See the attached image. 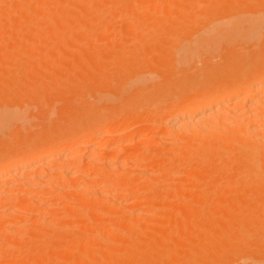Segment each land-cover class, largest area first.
Listing matches in <instances>:
<instances>
[{
    "label": "rangeland",
    "instance_id": "1",
    "mask_svg": "<svg viewBox=\"0 0 264 264\" xmlns=\"http://www.w3.org/2000/svg\"><path fill=\"white\" fill-rule=\"evenodd\" d=\"M70 1H72V0H70ZM101 1H103L102 3H104V5H106V6H104V5L102 6V3H100V5L98 6V2H101ZM104 1H106V0H96L95 6L94 5L90 6L89 4H93V2H91V3L88 4V7H87V4H85L86 7H83L84 3H83V5L80 3V5H82L81 9H80L79 5L76 6V8L79 7L80 10L84 9L83 12H81V13H80V10L78 12V8H77V10H76V8L75 9L73 8V7H75V4L73 3L74 6L71 7V8H73V11L72 10L69 11L71 9L70 7H69V9H67L68 13L71 12L70 15H69L65 11H66V8H68V6H72V4L68 5L67 3H64V0H63L62 4H66L65 5L66 8L64 6V10L62 11V13L65 12V15H67V16H65L64 13L62 14L63 16H65L64 17L65 19L62 18L65 23L63 22V20H58L59 22L61 21V23L58 22L59 23L58 24L57 22H55L52 25H54L56 23L57 24L55 26H52L51 24H47L46 22L44 23V21H43L44 24H42L41 23L42 19L40 21L38 20L39 23L42 24V26H43L42 27L39 24L37 26V24H36V28L39 27V28H41L40 30L43 31V32L39 31L41 33V36L39 35L40 34L39 32L37 34V31H36L37 29H35V31L33 30L35 28V26H34L35 24L34 23H36V22H32L34 25L33 24L31 25V22L28 23L29 24L28 25L29 26V30H27L28 29V28H26L27 26H25V28L23 27V29H26L27 31H30V32H27L26 30H23V29L21 30V32L22 31L24 32V34L22 33L23 36L25 37L23 41H25V43H27V41H28L29 47H31V48H29V52H28V50L26 52L25 49L26 48L28 49V47L26 45H24L23 41L21 40V38H22L21 37L19 41H22L21 43H22L23 47L24 48L26 47V48L25 49L22 48L23 49V52L21 51L22 53L19 50V52H20L19 55L20 56L18 55L17 58H14V59L17 60L18 64L14 65V66L11 65V63L16 61V60L13 59L14 61L11 60L13 62L9 63L8 64L9 66H7L6 64L0 65V67H1L0 68V74H3V77H4L3 78V77H1L2 75H0V82H1L0 83V86H1L0 87V108L1 107H5V109L7 108L10 113H13L15 111L17 113V115L20 116V118L18 117L19 118V122L16 121V123H18V124L15 123V126L11 127V129H8V127H6V126H5L6 127L5 128L4 126H1V124H0V158L4 159V158H7L9 156L12 158L13 157V153H17V151L20 152L19 150L22 151L24 148L25 149L29 148V147L31 148L32 146H36V148H40V146L44 147L45 144L42 146L43 140H45L47 138L50 140L49 141L50 143H52V142L53 143H56V142L58 143L59 140L62 142L63 139L67 140V141L69 140L68 141L69 143L70 142H74V141L77 142L79 140V139L77 140V138H80L77 135L78 134L77 131H79V133L80 132L81 133H84V132L87 133L88 132V133L92 134V136L93 135L95 136V134H96L94 142H93V144H95V145L90 146V148H94L96 151L94 149L93 150L89 149V146H87L88 144L84 140H82V141L80 140L79 142H80L81 146L84 147V149L82 148L81 151L74 152L69 157L70 158L69 161H68L69 163L68 162L67 163L66 162L65 163L64 162H59V160H55L57 157L56 158L54 157L55 159L52 158L53 162L51 161L52 160L51 158H48L43 163L37 164V166H36L37 168H35V165L32 168H34L33 171L35 170L36 172H40V171L44 172L45 168L48 169L49 166H50V169H52V168L56 169L54 167H58V169H59V166H60V170L61 169H65V168L69 169L68 166H70V169H72V171L74 170L75 172H77L78 170H81L82 168H83V170H86L88 174H89V171H90V174L87 175V179L93 178L92 176H94V175H95L94 178L97 177L96 181H95V179H94V181H87V182H89L87 187L92 186L91 189L89 188L92 192L88 191L89 193L91 192L90 194L92 195V196L90 195V197H89L90 200L89 199H84V197L88 194V192H87L86 195H85L84 192H82V194L84 193L83 196L85 195L83 198H82L81 195L78 196V194H81L80 191H83L82 189L80 190L82 185H79V188H76L78 191H76V189H75L76 186L74 184V185H72V187H70L71 190H69L68 187H65V189L67 188L69 190V192H68V190H66V193L64 195L66 196V194H69V195L71 194L73 196L72 199H71L72 196L71 197L69 196L70 198L66 197L67 200L68 199L72 200V202H71V200L69 201L71 203L70 206L67 205V204H69L68 201H67V204H66L64 198L61 196L62 193H60V194L58 193L59 190H58V192L56 191L61 196V197L59 196V198H62L60 200L58 198V196H57V198L61 201L59 203H57V202L54 203L52 201H51V203H49L50 202V200H49L50 198L47 200L48 202L47 201H45V203L43 202L44 204H42V200L43 199H40L39 202H41V205H40V203H38L35 200L36 203L39 204L40 206L36 205V203L34 204L33 202H30L31 204L32 203L34 204V205L32 204L34 207H33V210H31V207H30V210L32 212H29V214L27 212V215H29L28 217L31 218V222H33V223L28 222V224L29 223L33 224V225H31L32 227L35 226L33 229H34V231L36 230L35 232H37V236L42 233V232H40V234H38L39 233L38 232L39 231L38 230L39 229L38 228V223H40V222L43 223L42 221L39 222V220L40 219L42 220V218L44 217L42 215H45L47 212H48V214H50L51 210L55 209V208L52 209L53 207H59V209H60V210H58L59 212L53 214L55 212V210H54V211H52V213L50 215H45V216H48L45 219L52 220V221H50L49 225L53 221H57V220L60 219L61 220L60 222L62 223L61 226H63V225H65V226L62 227V231L58 230V231H60L59 233L58 232L54 233V231L57 230V229H55L57 226L53 229L54 224H56V223L59 224V222H56V223L53 222L54 224H51L53 227H51V226L50 227L54 231L51 230V228L46 227V229H50L51 231L50 230H48V231L46 230L47 232L45 234L44 228H45V226H47L46 224H48V222L44 220L45 226L42 229V231L44 230L43 233L45 235H47V233H49L47 237L50 238V239L48 240V238L46 237L49 242L45 241V242H47V244H43L44 242L43 243H41V242L43 240H45V239H43L44 237L42 239H40L41 236H39V238H38L36 236V233H35V234H33V236L34 237L36 236V237L32 238L33 236L31 234L30 238L32 240L36 239V240H34L36 243L38 242L39 239L41 240V241L39 240L40 241L39 244H41L40 245L41 247L38 246V245L35 246L36 243L35 244L32 243L33 245H31V246L29 244L30 248L28 250H29V252H31V253H29V252H27V250L26 251L23 250V248L27 249V247H28L27 244L29 243V242L27 243V240L30 241V238L28 237V239H22V240H25L26 244H23L22 243L23 241L20 240L23 245H19V246L20 247L24 246V247H22V250L25 251L26 255H25V257L19 258V259H18V257H15V256H14V258H6V257L3 258V256H1L2 253L3 254L5 253V255H6V254H8L7 252H11L10 249H13V248H14L13 250L19 249L20 247L17 246V243L13 244V245H16L13 248H11L12 244L3 246V247L0 248V264H56V263L57 264H108V263L109 264H118L120 262L119 258L122 256V254H125L126 252H130V254H133V253L134 254H137V253L138 254H143V253L145 254L146 253V251H147L146 249H148V247H145V246H143L141 244L139 245V243H137L134 246L135 248L133 246H129V245H132L131 243H129V242H131L130 238L135 237V235L133 236V234H137L136 238L138 239V237H139L138 240H141V242H145L144 240H142L141 236L142 237L146 236V238H149V237L152 238V240H151V238H149L150 239L149 242L151 243V241H152V243L153 242L154 243L150 244L151 246H150V248L148 249V252H147L148 254H151L150 252H152V250H153V248L155 246V243H156V241H153V240H155V238L159 237V235L162 234V231L166 230L165 232H167V230L171 229L170 227H173V229H174V230L172 229L173 232H175V230H176V235H174V236L175 237L178 236V238L181 240V243H182V241H184L189 236H192L193 234H197L198 230L202 231L205 228L209 227L208 226L209 222L207 223V221H211L213 218L215 219V216L212 218V215L208 216L209 214H207L206 216L207 217H211L212 219L208 218L209 220L204 221L203 219L205 217H204V215L202 213H201V217L199 215V217L201 219L199 217H197L196 215H198L200 213L197 214L196 211L197 212H201L203 210L202 209L203 207H200L201 211H198L199 208H198V206L195 205L194 207L197 210H195V212L193 210L192 212H193V214H196L195 215L196 217H194L192 215V212H190V214L192 215L191 217H194L195 219L199 218L200 222L199 221L198 222L200 224L198 225V222L194 219L197 224L193 225L194 227H192L190 225V223H189L190 222L189 218L191 220V217H189V218L186 217L185 218L186 215H185L184 212H181V213L184 214V216H183V214H181L179 210L175 209L177 207H179V208L183 207L184 204L187 202V198L190 195H193L195 197L194 194L197 193V192H198L199 196L200 195H204V193L206 192L204 187H201V189L204 188V191L202 192L203 194L201 193L202 190L200 191V193H201L200 194L199 191L198 190L196 191L195 189L198 188L199 185L202 186L201 184L203 182H204L203 184L205 185V184H207V183H205V181H207V182H209V181L207 180L208 179L206 177L207 175L205 177H203V178H206L205 181H204V179L203 180H199L195 176H192L195 179H193L191 176H190V178H189V176H187L189 174L193 175L196 172L197 173L199 172V171L194 169V168H197L198 163H197V166L194 164L195 167L192 165L194 167V168L192 167L193 169H190V168L186 169L187 173L185 171H184V173H181V171L178 170L179 168L175 170V168L179 167L178 166V164H179L178 162L180 161V158H175L174 159V160L177 159L176 160L177 161V165H176V162L172 158L171 159L168 158V156L166 155L168 153H166L165 151L169 152V150H168L169 148L168 149L164 148L165 146L163 144L162 145L164 147L162 145H158V144H161L159 142H158V144H155V142L157 140H160V139L163 138L162 140L165 141V140L169 139V136H172L171 132L166 131V130H164V132H163L161 130L162 129L161 126L166 125V123L168 121H170L172 118H174V115L172 117V114L170 112H167V110L165 111L163 109H165V107L170 106V104L171 105H173V104L174 105L182 104L183 102H185V100H187L188 98H191L190 94H192V96L195 95L196 94L195 92H197L196 91L197 89L198 90H200V89L201 90H205V89H208L206 86H208L210 88L211 85H215V86H216V84L219 85L218 82H220V80L222 81L221 82V84H222L223 83V79H227V77H226L227 74L230 75L232 78L236 77L235 74L239 75L241 73V72L239 73V71H240L239 69H241V67H239L237 65H231V67H230L229 66L230 62L229 61H228L229 65H227L228 63L226 64L228 59H230L231 57L233 59V56H234V54H232L233 51H238V53L235 52L236 54H235L234 57L236 59H239L238 57H236V56L239 55V57H241V56L245 57L246 56V58L248 60L250 58L252 59V57H250L248 55L251 54V56H252L251 52H253V50H254V52H255V50L258 51V53L261 52L259 55H256V54H258L257 52H255V53L253 52V59H252L253 61H249L251 63V65H250L249 62L247 63V59L246 58H245L246 62L244 63V64H246V66H244V64H241V63H243V60L240 63L239 60H236V59L231 60L230 59L231 61H233L234 64H235V62L240 63V65H242L244 68H246L245 70H248L254 64L256 66H257V64L258 65H260L261 63L264 64V56H263V54H264V29H261V30H263V32L262 31L260 32V33H262L261 35L258 32V36L257 37H259V38L255 37L256 39H254V42L250 41V42H253L254 45H253V43L251 44L249 42L251 45L249 43H244V44H246L244 46L243 42L242 41L240 42L241 39L238 41L239 43L237 42L238 45L235 44V42H234V44H232L231 41L229 42L230 45L227 42L226 43L223 42V44L221 42V43L218 44V47H219L218 49H213V48L217 47L216 44H215V47L213 45L210 46L212 48L210 49V51L208 50V53H205V49H203V47L205 48V46L203 45V47H201L202 49H200L201 52H202V50H204L203 54L198 52V55H196L197 57H194L192 59L189 56L188 58H186L185 60L181 61V63H180V60H182V59H180V57H181L180 56L179 57L180 60L179 61L177 60L178 59L177 57L179 56L178 52L181 51V48H184L188 44L191 45V43L193 42L192 40L193 39L196 40L199 37L198 34H200L199 32H200V30H202V28L204 29V27H205V29L207 30V27L210 26V25L212 27H214L217 24L219 25V24H221L223 22L225 23V21H223V20H225L226 18L228 19V17L233 14L232 13V12H234L233 10L241 9L240 7L243 8L244 6H246L248 4L249 1L245 3V1H246L245 0L244 3L243 2L241 4L239 3L240 6L237 4V0H230V2H229V0H227V1L224 0V2L226 1L225 3L221 0V2H223V4H226V3L229 4L230 3L229 4L230 6L229 5L227 6V4L223 5L220 2V0H216V1H219V3L216 2L215 0L214 1L213 0H208V2L206 0H203L204 2L202 0H200L199 2L197 0H194V1H197V2L191 1V4L189 3L190 2L189 0H188V3H187L186 0H185V3H184V0H173L172 2H169L170 0H161V1H163V3L161 1H159V0H150V1L149 0H144V1L140 0V2H139V0L138 1L137 0H135V1L134 0H123V2H122V0H120L121 2L119 3V1H118V3H116V4H115L116 0H113V4L111 3L112 2L111 0H110L111 2H109V3H108V1H106L107 2L106 4H105ZM212 1H213V3L214 2H216V3L213 4ZM233 1L235 2L234 3L235 5L233 4ZM241 1H243V0H241ZM179 2L182 4L183 8L181 6H179V4H178ZM251 2H252V4L255 2L254 5H251V4L249 5L248 4V6H250V7L253 6V8L249 9V11L250 12L252 10L254 11V18H255L256 13H259V14H257V16H259L261 13H264V6H263L264 0H253V1L250 0L249 3H251ZM77 3H79V2H77ZM168 3L172 4L171 7L168 6L169 5ZM186 3H187V5H186ZM193 3H195L197 5H195ZM210 3H212V5ZM217 3H218V5H217ZM62 4L59 5V6L63 9ZM242 4H244V6ZM256 4H259V6L256 5ZM19 5H23V4H19ZM19 5L17 7L21 8V7H19ZM107 5H109L110 7H111V5H113L112 7L116 6V8L115 9L113 8L111 10L113 12H111V11L109 12L106 9ZM148 5H150V6H148ZM203 5L204 6L208 5V6L206 8H202V7H204ZM209 5L213 6L212 10L215 9L214 12L213 11L211 12L210 8L208 9ZM233 5L236 6V7H234ZM140 6H141V8H140ZM195 6H198V7H195ZM215 6H218V8L215 7ZM222 6H223V8H222ZM60 7H59V9H60ZM101 7H102V9H101ZM146 7H148V8H146ZM219 7H220V9H219ZM228 7H229V9H228ZM18 8H15L14 10H17ZM23 8H21V9H23ZM21 9H19V10H21ZM86 9H88L87 10L88 13H86ZM99 9H101V10H99ZM103 9H106L107 12H105ZM140 9H142V10H140ZM182 9H183V11H182ZM207 9H208V11L209 10L210 11L206 12ZM109 10H110V8H109ZM138 10H139V12H138ZM99 11H100V14L103 11L102 14H104V15H100V17H99V15H98ZM161 11L164 12V13H162ZM179 11H180V14H179ZM197 11L199 13H197ZM74 12H77L79 14V17H78V15H75V17H74L75 19H72V16H74L73 15ZM104 12L106 14L108 13L109 16L107 15L108 18L107 17L103 18L104 19L103 20L102 16L103 17L105 16ZM184 12H186V15L184 14ZM191 12H192V15H191ZM203 12H204V14H203ZM15 13H17V12L15 11L14 14ZM77 13H75V14H77ZM188 13H190V14H188ZM222 13H223V15H222ZM80 14H84L85 15V16L81 15V16H84V17H81V19H83V18L87 19V20L86 19H83V20L80 19V21H82V23L80 22L81 24L78 23V22L76 23V21H77L76 19H78V21H79ZM87 14H89V16ZM91 14L93 16H91ZM145 14L148 15V16L149 15L152 16V18H151L152 19V23H151V20H150V22L145 21V20H147V16H145ZM216 14H217V16H216ZM111 15H112L113 18L111 17ZM170 15H172V16H170ZM180 15H182V16L180 17ZM211 15H212V17H211ZM70 16H71L72 20L69 19ZM213 16H215V18ZM66 17H68V18H66ZM109 17L112 18V19H110ZM206 17H208V18H206ZM89 18H91V19H89ZM159 18H160V20H159ZM184 18H186V19H184ZM105 19H107V20H105ZM164 19H166V20H164ZM202 19H204V20H202ZM214 19H216V20H214ZM220 19H221L222 22L220 21ZM74 20H75V22H74ZM84 20H86V22H84ZM211 20H213V21L211 22ZM71 21H73L76 25L73 24ZM180 21L181 22L182 21H184V22L186 21V22L184 24V22L181 23ZM189 21H191V22H189ZM207 21H210V22H207ZM216 21H218V23ZM219 21H220V23H219ZM157 22H159V23L157 24ZM213 22H215L217 24H213L212 25ZM66 23H68V24H66ZM201 23H204L205 25L201 24ZM209 23H210V25H209ZM77 24L78 25L80 24L81 26L79 25L80 27H78ZM183 24H184V27H183ZM197 24H199V26ZM30 25H31V27L34 26V28H32V30L30 29L31 28ZM48 25H49V28H48ZM63 25H65V26L67 25L68 27L69 26H71V27L74 26V27H72V28L70 27V29H69V28H67V26L65 27ZM145 25L147 26V28H146ZM148 25L149 26L151 25V26L149 27ZM167 25H168V28L165 27ZM200 25L203 26V27L201 28ZM44 26L45 27L47 26V27L44 29ZM192 26H193V28H192ZM142 27H144L146 29H144ZM173 27L175 28L174 31L172 30ZM65 28H67L66 29V33L64 31ZM101 28L102 29L104 28V29L102 30ZM150 28L152 29L151 33L157 32V33H154L155 36L153 34H150V32H149ZM155 28H157V29H155ZM160 28H162V29H170V30H165L166 33L164 31H163V33L162 32L160 33V32H158L159 31L158 29H160ZM177 28L178 29L180 28V30L178 31ZM130 29H132L133 31L130 30ZM85 30L88 31V32L86 33ZM92 30H93V32H92ZM156 30H158V31H156ZM167 31L170 34H168ZM171 31H173V32H171ZM34 32H36V35H33V34H35ZM62 32H64V33L62 34ZM67 32L68 33L70 32V33L66 37V35H64V34H67ZM184 32H187L188 34L184 33ZM196 32H198V33H196ZM25 33H26V35H25ZM89 33L91 35H89ZM164 33L166 35H163ZM27 34H28V36L30 38L27 37ZM105 34H107V35H105ZM61 35H63V37H65V38L63 39V37H60ZM33 36H34V39L32 38ZM153 36L155 37V39H153L154 38ZM1 38H0V55H2L3 52L5 53V51H6L5 49L10 50L14 45L15 46L17 45V47H19V48L22 47L21 44L19 45V43H18L19 41L16 43L17 39L15 41V37H14V39L5 37V38H2V40H1ZM6 38H7V41L5 40ZM41 38L42 39L44 38V39L42 40ZM60 38L63 39V41ZM174 38L176 40H174ZM38 39H39V45L40 46L38 45V48H35L36 46L34 44L35 43L38 44L37 43ZM146 39H147V41H146ZM151 40H152V42H151ZM189 40H190L191 43H189ZM242 40H243V38H242ZM156 41H158V42L156 43ZM159 41H161V42H159ZM186 41H187L188 44L186 43ZM32 42H34V44ZM148 42L150 44L152 43V45L148 46L149 45ZM182 42H183V45L181 44ZM128 43H130V44H128ZM158 43H160V45ZM162 43H164V44H162ZM30 44L34 45L35 52H34V50L30 51L33 48L32 47L33 45L31 46ZM82 44H84V45H82ZM146 44H148V45L146 46ZM161 44H162L163 47L161 46ZM178 45L179 46L182 45L183 47H180V49H178L179 48ZM226 45H227V47H226ZM242 45L244 47H242ZM256 45H258V46H256ZM85 46H86V49H85ZM109 46H110L111 49L109 48ZM143 46H146V47L150 48V49L148 48V50H146L148 52L145 53V51H144L145 47L143 48ZM251 46H253V47H251ZM133 47H135V49ZM210 47L208 46V48H210ZM236 47H238V48H236ZM227 48L229 50H227ZM232 48H234L235 50H233ZM260 48L261 49L263 48V49L260 50ZM73 49H74V51H73ZM168 49H170L171 52ZM69 50H71L72 52L69 51ZM226 50L228 52H226ZM151 51L152 52L154 51L155 53L153 52L154 54H152ZM131 52L132 53L134 52V53L132 54ZM209 52H211V53H209ZM242 52L244 54H242ZM248 52L250 54H247ZM149 53H151V54H149ZM160 53H163V54H160ZM196 53L197 52H195V54ZM170 54H171V56H170ZM254 54L257 57H254L255 56ZM146 55H147V57H146ZM161 55L164 56V58H165L164 60L162 59L163 57ZM230 55H231V57H230ZM260 55H262V56L260 57ZM4 56L5 55L0 56V57H4ZM159 56H161V57H159ZM36 58H38V60ZM128 58H130V59H128ZM141 58H142V60H141ZM5 59H6V56H5ZM8 59H7V61H8ZM22 59H24V60H22ZM102 59H104L103 61L105 63H103L101 61ZM147 59H149V60H147ZM254 59L256 60V62H255ZM144 60H146V61L144 62ZM170 60L171 61L173 60V61L170 62ZM188 60H190L191 62L188 61ZM0 61H1V58H0ZM2 61L0 62L1 64H2ZM5 61H3V63H5ZM152 61H154V62H152ZM25 62L27 64H25ZM173 62H174V64H173ZM14 63H16V62H14ZM127 64H128V66H127ZM163 64H164V66H163ZM248 64L250 66H248ZM116 65H117V67H116ZM129 65H130V67H129ZM131 65H133V66H131ZM255 65H254V67H255ZM2 66H4V67L2 68ZM5 66L10 67L12 69L11 72L9 70H6V71L3 72L2 70H4V68H7ZM223 66L226 67V68L229 66L230 68H228L229 70L226 69V68L224 69V68H222ZM12 67H14V69ZM102 67H104V68H102ZM115 67H116V69H115ZM148 67H149V69H148ZM126 68L128 69V71L126 70ZM161 69L163 71H161ZM223 69L226 70L225 73H224V71H222ZM14 70H15V72H14ZM44 70H45V73H44ZM8 71H9V73L7 74ZM137 72H138V74H137ZM144 72H146V73L144 74ZM150 72H151V74L153 75V78H154L153 82H151L152 84H150V82H144L146 84L149 83L147 85L146 84L142 85L143 83H141V84L136 83L138 85L137 86L138 88L136 89L135 83L132 82L133 76L135 77L136 75H138V76L141 75L144 78L146 77L145 79H147L148 76H144V75H146V74L147 75L148 74L151 75ZM152 72H154V73H152ZM232 72H233V74H232ZM10 74L12 76H15V77H12ZM6 76L8 77V79L10 77H12L13 79L15 78V79H14V81H13L12 78H10V80H8ZM230 76H228L229 79H231ZM130 77H132V78L130 79ZM162 77H163V79H162ZM1 78L5 82H3V80L1 81ZM5 78H6V80H5ZM70 80H72V81H70ZM11 81H13V82H11ZM38 81H41V82L39 83ZM44 81H45V83H44ZM195 81H196V83H195ZM226 81L224 80V82H226ZM228 81H230V80H228ZM78 82H80V83H78ZM210 82H211V85H210ZM197 83H198V85H196ZM43 84H45V85H43ZM59 84H60V86H59ZM139 85H141L142 87H140ZM191 86H193V88H191ZM195 86H196V88H195ZM53 87H54V90H53ZM162 90H164V91H162ZM13 91L15 93H17V94L13 93ZM242 91H243L242 92L243 100H244V98H246L247 96H249V95H251L253 93V91H246L244 88H243ZM36 92H38L37 93L38 95L36 94ZM163 92H166V93H163ZM161 93H163V94H161ZM18 95L20 96L19 98H18ZM260 96H264V95L261 94ZM37 98H38V100H37ZM15 99H17V100L15 102H13ZM26 100H27V102H26ZM108 100H109V102H108ZM36 101H38V102H36ZM35 102L37 104H39L40 106H41V102L43 104L45 102V104H44L43 107L41 106L42 109H40L41 107L39 105H36ZM85 105H87V106H85ZM161 105L162 106L164 105V107L161 108L162 107ZM84 108H86V111H85ZM93 111H94V113H93ZM247 112L248 113L250 112L249 108H245V114ZM170 114H171V117H170ZM123 117L125 118V121H126V122H124L125 125H123L124 123L120 121V120H123ZM148 120H150L152 123L148 124ZM108 121L112 123V125L109 128V130H106L105 132H98L97 130L100 128V126L103 125L105 122H108ZM118 121H120V122H118ZM118 123H120V124H118ZM121 123H123L122 124L123 127L121 126ZM156 124H158V126L160 124L161 125L158 128V126ZM113 125L115 127H112ZM69 126H70V129H69ZM156 126H157V128H156ZM2 127H4V128H2ZM17 127H18V129H17ZM154 129H158V130L160 129V130L159 131L157 130V132H158L157 133L156 130H154ZM83 130H85V131H83ZM121 130H122V132H121ZM139 130H144V131L142 133L138 134V136L134 140L133 139L125 140L123 142L120 141V140H122V137H123L125 131H126V133H128V132L132 133V132H136V131H139ZM37 132H38V134H37ZM75 132H76V136H75ZM165 132H167L168 135ZM71 133H73V134H71ZM116 133H118V135ZM120 133H122V134H120ZM169 133H170V135H169ZM114 135H116L117 137L119 135H122V136L121 137L119 136V138L116 137L118 140L117 139L114 140L115 139ZM32 136H34V137H32ZM66 136H68V137L70 136L69 139H67ZM80 136H81V134H80ZM165 138H168V139H165ZM38 142H40L42 144H39ZM145 142H147V143H145ZM37 144H39V146H37ZM122 144H126L125 146H127V147H122ZM3 145H6V146H4L5 148L3 147ZM15 145H16V147H15ZM136 145H138V146H136ZM161 146L163 147L162 150H160L161 148H158V147H161ZM14 147L16 149L12 150V148H14ZM163 149H166V150L164 151ZM121 150L123 151V153H128L129 151L130 152L131 151L134 152V151H139V150H140L139 153H141V150H143L142 152L145 151V152L149 153V154L147 153V155H144V156H148V155H150V153H152L153 155L155 154V155L158 156V153H156L155 151L159 150V154H160V151L162 153L165 152L166 154H164V155H166L169 160L165 163L167 158L166 159L164 158V160H165L164 161L163 157H161L162 158L161 162L163 164V161H164V164L163 165L162 164L158 165L159 167L157 165H155V164H158L157 162L159 161V159L156 156H155V159H154V156H153V159H152L151 155H150V157L148 156L149 158L147 157L149 160L148 159H147L148 161L145 160L146 162H141L142 160L138 161L137 158H135V159L134 158H128L126 160V158L124 156H120L121 160L119 159V161L117 162V161H115L113 159V156L116 155L118 152L120 153ZM153 152H155V153H153ZM134 153H136V152H134ZM10 157H9V159H10ZM97 157H101V158L107 159L108 161L113 160L114 162L113 161L112 162L115 163V164L112 163L113 164L112 167L109 166L108 164L106 166L103 164L102 168H101L100 164L93 165L94 167H99V168L102 169L101 170L102 173L97 172L96 171L97 168H94L93 166L86 165V163H87V161L89 159L97 158ZM177 157H180V156H177ZM87 158H88V160H87ZM123 158H125V159H123ZM3 159L0 162H3ZM9 159H7L5 161H9ZM150 159L155 160V161H151ZM54 160H55V162H54ZM10 161L8 162L9 165L11 164ZM81 161H82V163H81ZM51 162L53 163L52 165H50ZM8 164H6L5 167H7V168L11 167ZM171 164H173V165L171 166ZM115 165H117V166L115 167ZM3 166H4V164H3ZM155 167H156V169H155ZM32 168L30 169V171L26 170V171L22 172L23 174L22 173L20 174L18 180L16 181V185H17L18 181L22 180L23 178L24 179L28 178L30 176V174L33 173ZM121 168H124L125 170H122ZM127 168H128V170H127ZM135 169L136 170L139 169L141 171L143 170V172L136 173V172H134ZM201 169H199V170H201ZM145 170L149 171V173H146L147 176H148V174L149 175H152V174L156 175L157 174V176L159 177L158 178L159 180L157 179L158 181H156L154 179H151L152 177H150V176L149 177H147V176L145 177V172H146ZM98 171H100V170H98ZM224 171L225 172L222 171L223 175H221V176H224V173H230L231 174L230 171H232V170H229V172H228V170L225 169ZM45 172H46V170H45ZM232 172L234 174H237V173H235L236 171H232ZM107 173L108 174H112L111 177ZM128 173H129V175L131 174V176L133 175L132 178L134 179V182L130 183L132 186L130 184L128 186L130 189L134 188L133 191H132L133 192L132 195H130L128 191H127L128 195L126 193H124L123 191L125 190V188H124V190L123 189L121 190L118 187L120 184H123L121 182H125L127 180V179L125 180V178H128L127 177ZM200 173H202V172H200ZM212 173H214V170L210 174L212 175ZM210 174L208 176H210ZM230 174L229 175L225 174V175H227V179L228 180H230L229 178L232 179L231 182L232 181L233 182L237 181L236 179L240 178V177L237 178L236 175L232 174V175H234V177H233ZM52 175H53L52 177L54 178V173ZM105 175H107L108 177L107 176L105 177ZM142 175H144V176H142ZM98 176L101 177V178H99ZM185 177L186 178L188 177L187 179H190V180L186 182L187 179ZM199 177H201V176H199ZM215 177H216V175H215ZM242 177H244V176H242ZM49 178H51V176ZM148 178L152 180V181L149 182L150 184H148V181H149ZM164 178H166L165 181H164ZM191 178L193 179V181H192ZM222 178H224V177H222ZM219 179L222 181L220 176H219L218 180ZM256 179H257V177L255 178V182H257V186H258L259 185L258 183H259L260 179H257V180ZM129 180H130V176L128 178V181ZM183 180L187 183V185L186 186L184 185L183 187H186V188L182 189L181 186H182ZM228 180H226V177H225L223 181H224V183H226ZM244 180L245 179H243V184L240 183L241 185H239V184H238L239 186L236 185L237 187H241L243 185V189L235 187L236 183L233 184V182H232L231 185L229 184L230 185L229 188L226 187V190L228 189L229 193H231L230 190H232V191L234 190V192L231 193V197H232L231 198L232 199L231 200V204H233V202L235 201L233 199H235L234 197H236V196H232V194L237 193L238 191H239V193L237 194L238 196L241 193H243V192H245V194H248L249 198H251V196H253L252 199L254 200L253 201L254 203L253 202H252V204H250L251 202L248 203L251 206H249L247 204H243V205H241V207L243 209L245 208L244 210L248 209L247 208L248 206L251 207V208L254 207V216H255L254 217V240L256 239L257 241H254V243H252L253 245L250 244L248 247L246 245H243V246L241 245L242 248L244 247L242 250L244 251V254H246V255L243 254V256L242 255L240 257L238 256L239 258L235 257L233 260L229 259V261L228 260H223V261L219 260V261H217L218 263H215V260H214V264H248V263L251 264L252 262L254 264H262L264 262V192H263L264 189L262 188V187H264V185L263 186L259 185L260 188L257 189V186H255V182H254V186L256 187V191L257 192L255 191V187H254V190L252 189V191L251 190L247 191L248 189L246 190V187L249 188V186L246 184V182L244 183ZM24 181L19 182V183H23ZM153 181H154V183L151 184V182H153ZM162 181H164V182H162ZM221 181H219V184H221ZM81 182L79 184H82ZM87 182L85 181L83 184H86ZM185 182H183V184ZM212 182L210 181L209 183H211V185H212L211 188L213 190V188H214L213 185L216 186L217 185L216 184L217 181H215V179H214V183L215 184H212ZM228 182H230V181H228ZM228 182L226 183L227 185H228ZM240 182H242V181L240 180ZM14 183H12V185L10 184V187L12 186L13 189L16 187L15 185H14L15 187L13 186ZM224 183H223V185H225ZM237 183H239V182H237ZM154 184H156V185L154 186ZM244 184L247 185L245 188H244V186H245ZM135 185H136V187H135ZM146 185H148V187ZM150 185H153L154 187H150ZM197 185H198V187H197ZM208 185H206L207 186L206 190L209 188L210 191L208 190V192H206V194H207L206 196L207 197H205V198H209V194H210L209 192H211V188ZM223 185H222V187H224ZM18 186H19V184H18ZM18 186H17L16 189L20 190V189H18ZM73 186H75V187H73ZM231 186H233L234 189H231V188H233ZM46 187L47 186H45L44 188H46ZM179 187H181L183 192L185 191V194H183V195L180 194V188ZM47 188H48V190H52V193L55 194V192L53 191L54 186L53 187L51 186V188H53V189H50L49 187H47ZM187 188H188V190H186ZM215 188H214V190L216 191ZM218 188H220V191L224 190L223 188L219 187V185H218L217 189ZM236 188L238 189V191H237ZM42 189H43V187H42ZM58 189H60V188H58ZM63 189H61V190L65 191ZM130 189H129V191H130ZM198 189H200V188H198ZM241 189H242L243 192L241 191ZM260 189H263L262 191H260L261 196L259 194V190ZM46 190L47 189H45V191ZM245 190L247 192H249L250 194L251 193L252 194L249 195V193H247ZM143 191H144V194H143ZM192 191H194V192L192 193ZM218 191H216L215 193H217ZM235 191H237V192H235ZM98 193L103 194V196H101V194L99 195ZM161 193H162V195H161ZM173 194H175V196ZM152 195H153L152 198H154V197H158V198H155V200H153L152 198H151V200L148 199L151 202V204H150V202L147 201L148 204L149 205L153 204V206H151V207L148 205L150 207V211L148 212V211L145 210L146 208L148 209V206L147 207L145 206L146 203H147L145 199H147L148 197H151ZM198 195H197V197H198ZM211 195L212 194H210V196ZM80 196H81L82 199H80ZM180 196H181V198H180ZM204 196H201V197L203 198ZM91 197L92 198L94 197V198L91 199ZM172 197H175V198H172ZM181 199H182V202H181ZM258 199L261 201V203H260V201ZM2 200L3 199H1V197H0V201H2ZM52 200L55 201V199H52ZM62 200H64L65 203ZM183 200L185 201V203H183L184 202ZM195 200L196 199L194 198V201ZM205 200H208V199H205ZM91 201H92V203H91ZM143 201H145V202H143ZM249 201H251V199L248 200V202ZM46 202L49 203V204L53 203L52 206H49V207H52V208H50L51 210L47 209L48 208L47 205H49V204L44 206L46 204ZM128 203H129V206H125V205H128ZM181 203L183 204V206H181L182 205ZM189 203H190V201H188V204H185V205H189ZM192 203H193V200H192ZM196 204L198 205V202ZM201 204L202 205H200V206H203V202ZM253 204H254V206H253ZM257 204H259V205H257ZM98 205L102 206L104 209L103 208H99L100 206H98ZM66 206H68V207H66ZM130 206L133 208V210H130V209L126 210L125 209V207L129 208ZM138 206L139 207L141 206V208L139 209ZM169 206H171V207H169ZM45 207H47V208H45ZM96 207H98L100 210L98 208L95 209ZM123 207L125 209V213L127 212L126 214L124 213ZM142 207H144V211H143ZM259 207L261 208L260 210H259ZM48 210H50V211H48ZM70 210H72V211H70ZM111 210L113 212H111ZM44 211H46V212H44ZM176 211H179V214H181L182 216L179 215V218H178V215H177L178 212L176 213ZM19 212H21V210H19ZM24 212L22 211L21 213H24ZM128 212L129 213L131 212V213L129 214ZM18 214H16L14 217H12L11 220L9 219L10 217H7V218L11 222L13 220V218L18 216ZM124 214L128 215L126 217L123 216L127 220L125 219V221H124V218H123V222H122L123 224H121V226H120V223H121L120 221H122V219H121L122 217L120 219H119V217L121 215H124ZM169 215L171 217H169ZM21 216H22V214H21ZM21 216L18 217V218H15V219H19L20 218L18 220V222L21 223L20 227H22V225H24L23 224L24 221L22 219L25 218L23 216H22L23 217L22 218ZM25 216H26V214H25ZM202 216H203V219H202ZM256 217H257V219H255ZM29 218L28 219L26 218V219L28 221H30ZM216 218L219 219V216L216 217ZM15 219L13 221H16ZM114 219L120 220V221L117 222ZM184 219H185V221H184L185 222L184 223L185 226H184V224L182 225V222H183ZM9 220H8V223H9ZM27 220H25V223H27L26 222ZM136 220H137V222H136ZM194 220L192 219L191 221L193 222ZM13 221L11 223H14ZM36 221H38V222H36ZM114 221L117 222L118 227H117V225H116V223ZM34 222L37 223V226H36V224L34 225ZM169 222H170V224H169ZM204 222H206V225H205ZM20 223H17L16 225L15 224H11V225L15 229L16 226L20 225ZM177 223H179V224H177ZM186 223H187V225H186ZM9 225H10V223H9ZM9 225L7 226L6 229L11 231L13 227L10 228L11 229L10 230V229H8ZM31 226H26L27 228L26 227H22V228H24V230L28 231V233H29V228L28 227H31ZM58 226H60V224ZM20 227H18V228L20 229ZM36 227H37V229H36ZM174 227H176V229ZM0 228H3V227H0ZM18 228L16 227V230H18ZM21 229H20V231H21ZM31 229H30V231L33 230V229L32 230ZM60 229H61V227H60ZM0 230L2 231L4 229H0ZM16 230H14L13 232H15ZM172 230H171V232L170 231L169 232L172 233ZM34 231H32V232H34ZM49 231L52 232V233H50ZM23 232H25V231H23ZM32 232H30V233H32ZM165 232H163V233H165ZM28 233H26V234H28ZM30 233L28 234V236L30 235ZM67 233H68V235H67ZM51 234H53V235H51ZM256 234H257V236H256ZM58 235H60V237L62 235L63 236L61 237V239H59V238H56V236H58ZM24 236L25 235L23 234V237ZM50 236H54V237H52L53 238L52 240H51ZM155 236H157V237H155ZM258 237H260V238H258ZM24 238H27V237H24ZM54 238H56L55 241H53ZM58 242H60V243H58ZM192 243L190 242L189 243L190 245H185V243L184 244H175L174 247L175 248H179V249L182 250V251L181 250L179 251V249H178V252H180L179 253L180 255H186V254L189 255L188 254V251H189L188 249H191L193 247L195 248V246H193L194 244H192ZM143 244H145V243H143ZM33 246H35V247L33 249H31ZM144 247H145V249H144ZM151 247H153V248H151ZM185 248H187V249L185 250ZM129 249L132 251V253H131V251H128ZM183 249H184V253H185V251L188 250L187 253L184 254L183 253ZM249 250H250V253L249 252L245 253V251H249ZM176 251H177V249H176ZM190 251H189V253H190ZM32 252H33V254H32ZM120 252L121 253L123 252V253L121 254ZM251 252L254 253V257L252 256ZM248 253L251 254V256L253 257L254 260L251 257H249L250 255ZM187 255L185 256V258H189V257H187ZM106 256H108V257H106ZM209 261H211V262H209ZM209 261H207V263L204 262V264H208V263L209 264H213L212 263L213 260H209ZM173 263L174 264H177V263L178 264L179 263L183 264L185 262H183V261H179V262L178 261H176V262L175 261H170V264H173ZM195 263H193V261H192V264H195ZM199 263H201V262H199ZM119 264H121V263H119ZM185 264H187V263H185ZM190 264H191V261H190ZM196 264H198V262Z\"/></svg>",
    "mask_w": 264,
    "mask_h": 264
},
{
    "label": "bare ground",
    "instance_id": "2",
    "mask_svg": "<svg viewBox=\"0 0 264 264\" xmlns=\"http://www.w3.org/2000/svg\"><path fill=\"white\" fill-rule=\"evenodd\" d=\"M62 1L63 0H0V38L2 37V38H5V37H8V38H13L14 39V37H15V41H16V39H17V41H16V43L20 40V38H21V40L23 41L24 40V36H23V34H24V32L22 31L21 32V30L23 29V27L25 28V26H27L26 28H28L27 30H29V24L28 23H30L31 22V25L33 24L32 22H36V23H34L33 25L35 26V28H34V26H32L31 27V25H30V29L32 30V28H34L33 30L35 31V29H37L36 31H37V34H38V32L39 31H41V32H43L42 30H40L41 28H36V24H37V26H38V24L39 25H41L42 26V24H44L45 22L47 23V24H53V23H55V22H59L58 20H63L62 18H64L65 16H67V15H65V12H67V14H69L70 15V13H68V11H67V9H69V7L71 8V7H73L74 6V4H75V7H73L74 9L76 8V6H80V9H81V6L83 5V3H84V5H83V7H86V5L85 4H87V7H88V4L89 3H91V2H93V4H89L90 6L91 5H94L95 6V2H96V0H72V1H70V0H64V3H67L68 5L69 4H72V6H68V8H66V4H62ZM79 2V3H77V2ZM106 1H108V3L109 2H111L112 4H113V0H106ZM106 1H104L105 2V4L107 3ZM117 1V2H116ZM115 1V4L116 3H118V1H119V3L121 2L120 0H116ZM135 1V0H134ZM138 1V0H137ZM144 1V0H143ZM150 1V0H149ZM159 1H161V0H159ZM173 0H170L169 2H172ZM187 1V3H188V0H186ZM190 2V4H191V1H193V2H199L200 0H197V1H194V0H189ZM203 1V0H202ZM207 2H208V0H206ZM205 1V2H206ZM214 1V0H213ZM213 1H212V3H213ZM216 1V0H215ZM223 2H224V0H222ZM227 1V0H226ZM225 1V2H226ZM240 1V2H239ZM237 0V4L239 5V3L241 4L242 2L244 3V1L245 0H243V1H241V0ZM250 2V0H246L245 1V3L246 2ZM253 1V0H252ZM69 2V3H68ZM76 2V3H75ZM103 1H101V2H98V6L100 5V3H102ZM122 2H123V0H122ZM139 2H140V0H139ZM162 3H163V1H161ZM160 2V3H161ZM177 2V1H176ZM182 2V1H181ZM204 2V1H203ZM216 2H218L219 3V1H216ZM216 2H214V3H216ZM220 2H221V0H220ZM223 2H221L222 4H223ZM224 2V3H225ZM229 2H230V0H229ZM248 2V4L250 5H254V3L252 4V2L251 3H249ZM74 3V4H73ZM80 3L82 4V5H80ZM110 3V4H111ZM159 3V2H158ZM184 3H185V0H184ZM183 3V4H184ZM187 3H186V5H187ZM212 3H210L211 5H212ZM213 3V4H214ZM218 3H217V5H218ZM235 2L233 1V4H234ZM19 4H23V5H19ZM62 4V7H63V9L59 6V5H61ZM136 4V3H135ZM169 4V3H168ZM177 4V3H176ZM179 4V6H181L182 7V4L179 2L178 3ZM177 4V5H178ZM193 4H195V3H193ZM227 4V6L230 4H228V3H226ZM226 4H223V5H226ZM236 4V5H237ZM248 4L246 5V6H244V4H242L244 7L242 8V7H240L241 9H238V10H233L234 12H232L233 14L232 15H228L229 17H228V19L226 18L225 20H223V21H225V23L223 22V23H221V24H217L218 23V21H216L217 23H215V22H213L212 23V25L213 24H217L216 26H214V27H212L211 25H210V23H209V25L210 26H208L207 27V30L205 29V27H204V29L202 28L203 26H201V28H202V30H200V34H198V38L196 39V40H192L193 42L191 43L190 42V40H189V43H191V45H189L188 43H187V41H186V43L189 45H187V46H185L184 48H181V51H179L178 53H179V56L176 58L178 61L180 60V59H182V60H180V63H181V61H183V60H185L186 58H188L189 56L193 59L194 57H197L196 55H198V52H200L201 54H203L204 53V50H202V52H201V50L200 49H202L201 47H203V45L205 46V48L203 47V49H205V53H208V50L210 51V49L212 48V47H210V46H214L215 47V44H216V46L217 47H215V48H213V49H218L219 47H218V44L219 43H221L222 42V44H223V42H227L228 44H229V42L231 41V43L232 44H234V42H235V44H237V42L240 40V42L242 41L243 42V45L245 46L246 44H244V43H249L250 41H253L254 42V39H256L255 37H257L258 36V32H259V34L261 35L262 33H260L261 31L263 32V30H261V29H264V13H261L259 16H257V14H259V13H256V15H255V18H254V11L252 12H250L249 11V9L250 8H253V6L252 7H250V6H248ZM19 5V7H21V8H23V9H21V8H18L17 6ZM104 5V3H102V6ZM119 5V4H118ZM117 5V6H118ZM151 5V4H150ZM150 5H148V6H150ZM171 5L172 4H169L168 6H170L171 7ZM174 5V4H173ZM195 5H197V4H195ZM211 5H209V7H208V9L210 8L211 9V12L213 11L214 12V10L215 9H213L212 10V7L213 6H211ZM220 5V4H219ZM235 5V4H234ZM233 5V6H234ZM256 5H258L259 6V4H256ZM255 5V6H256ZM23 6V7H22ZM64 6H65V8H66V11L65 12H63L64 13V15L65 16H63L62 14V11L64 10ZM89 6V7H90ZM104 6H106V5H104ZM113 5H111V7L109 6V5H107V7H106V9L110 12L113 8L115 9L116 8V6L115 7H112ZM120 6V5H119ZM128 6V5H127ZM201 6V5H200ZM204 6V5H203ZM208 6V5H207ZM206 5L204 6V7H202V8H206L207 7ZM221 6V5H220ZM230 6V5H229ZM240 6V5H239ZM263 6H264V4H263ZM59 7H60V9H59ZM123 7V6H122ZM133 7V6H132ZM195 7H198V6H195ZM215 7H217L218 8V6H215ZM225 7V6H224ZM234 7H236V6H234ZM15 8H18L17 10H14ZM73 8H71L69 11H73ZM78 8V12H79V7H77ZM77 8H76V10H77ZM109 8H110V10H109ZM125 8V7H124ZM140 8H141V6H140ZM146 8H148V7H146ZM173 8V7H172ZM183 8V7H182ZM222 8H223V6H222ZM13 9V10H12ZM19 9H21V10H19ZM59 9V10H58ZM101 9H102V7H101ZM101 9H99V10H101ZM106 9H103L105 12H107L106 11ZM118 9V8H117ZM127 9V8H126ZM175 9V8H174ZM192 9V8H191ZM201 9V8H200ZM208 9H207V11L206 12H209L208 11ZM219 9H220V7H219ZM228 9H229V7H228ZM232 9V8H231ZM84 10V9H83ZM83 10H80V13L81 12H83ZM88 9H86V13H88V11H87ZM120 10V9H119ZM122 10V9H121ZM137 10V9H136ZM140 10H142V9H140ZM170 10V9H169ZM16 11L17 13H15L14 14V12ZM165 11V10H164ZM174 11V10H173ZM177 11V10H176ZM182 11H183V9H182ZM199 11V10H198ZM197 11V13H199ZM224 11V10H223ZM104 12V13H105ZM111 12H113V11H111ZM121 12V11H120ZM138 12H139V10H138ZM141 12V11H140ZM147 12V11H146ZM162 12V11H161ZM190 12V11H189ZM220 12V11H219ZM222 12V11H221ZM75 13H77V12H74V16H72V19H75L74 17H75V15H78V17H79V14L77 13V14H75ZM85 13V12H84ZM103 13V11L101 12V14H100V11H99V17H100V15H104V14H102ZM144 13V12H143ZM150 13V12H149ZM162 13H164V12H162ZM218 13V12H217ZM229 13V12H228ZM113 14V13H112ZM135 14V13H134ZM140 14V13H139ZM142 14V13H141ZM174 14V13H173ZM179 14H180V11H179ZM184 14L186 15V12H184ZM188 14H190V13H188ZM187 14V15H188ZM196 14V13H195ZM203 14H204V12H203ZM81 15H84V14H80V18H79V21H78V19H76L77 21H76V23L78 22V23H82V21H80V19H81V17H84V16H81ZM88 16H89V14H87ZM97 15V16H98ZM107 15L109 16V14L107 13H105V16L103 17L102 16V19L103 18H106L107 17ZM143 15V14H142ZM175 15V14H174ZM191 15H192V12H191ZM201 15V14H200ZM199 15V16H200ZM222 15H223V13H222ZM63 16V17H62ZM91 16H93L92 14H91ZM145 16H147V20H145V21H148V22H150V20H151V23H152V16L151 15H146L145 14ZM170 16H172V15H170ZM182 15H180V17H181ZM190 16V15H189ZM195 16V15H194ZM208 16V15H207ZM216 16H217V14H216ZM77 17V16H76ZM87 17V16H86ZM96 17V16H95ZM111 17H112V15H111ZM197 17V16H196ZM211 17H212V15H211ZM214 18H215V16H213ZM221 17V16H220ZM227 17V16H226ZM66 18H68V17H66ZM92 18V17H91ZM91 18H89V19H91ZM94 18V17H93ZM108 18V17H107ZM110 18V17H109ZM113 18V17H112ZM112 18H110V19H112ZM168 18V17H167ZM166 18V19H167ZM172 18V17H171ZM200 18V17H199ZM202 18V17H201ZM206 18H208V17H206ZM210 18V17H209ZM42 19V20H41ZM65 19V18H64ZM69 19H71V16H70V18ZM71 19V20H72ZM83 19H86V18H83ZM83 19H81V20H83ZM88 19V20H89ZM144 19V18H143ZM166 19H164V20H166ZM184 19H186V18H184ZM183 19V20H184ZM41 20L42 22V24H40L39 23V21ZM87 20V19H86ZM86 20H84V22H86ZM94 20V19H93ZM104 20V19H103ZM105 20H107V19H105ZM109 20V19H108ZM159 20H160V18H159ZM170 20V19H169ZM193 20V19H192ZM202 20H204V19H202ZM209 20V19H208ZM214 20H216V19H214ZM43 21H44V23H43ZM70 21V20H69ZM91 21V20H90ZM187 21V20H186ZM185 21V22H186ZM213 20H211V22H212ZM220 21H221V19H220ZM220 21H219V23H220ZM38 22V23H37ZM63 22H64V20H63ZM68 22V21H67ZM73 24H75L74 22H75V20H74V22L73 21H71ZM92 22V21H91ZM181 22V21H180ZM179 22V23H180ZM182 22H184V21H182ZM181 22V23H182ZM185 22H184V24H185ZM189 22H191V21H189ZM199 22V21H198ZM207 22H210V21H207ZM222 22V21H221ZM56 23V24H57ZM59 23H61V21L59 22ZM58 23V24H59ZM65 23V22H64ZM80 23V24H81ZM88 23V22H87ZM146 23V22H145ZM159 22H157V24H158ZM46 24V25H47ZM56 24H54V25H52V26H55ZM66 24H68V23H66ZM72 24V25H73ZM79 24V25H80ZM85 24V23H84ZM147 24V23H146ZM169 24V23H168ZM178 24V23H177ZM184 24H183V27H184ZM201 24H204V23H201ZM62 25V24H61ZM71 25V24H70ZM76 25V24H75ZM78 25V24H77ZM78 25V27H80ZM133 25V24H132ZM165 25V24H164ZM163 25V26H164ZM171 25V24H170ZM181 25V24H180ZM187 25V24H186ZM198 26H199V24H197ZM205 25V24H204ZM208 25V24H207ZM63 26H65V25H63ZM67 26V25H66ZM65 26V27H66ZM87 26V25H86ZM146 26V25H145ZM149 26V25H148ZM151 26V25H150ZM149 26V27H150ZM162 26V25H161ZM173 26V25H172ZM189 26V25H188ZM187 26V27H188ZM43 27V26H42ZM47 27V26H46ZM45 26H44V29L46 28ZM70 27L71 26H67V28H69L70 29ZM72 27H74V26H72ZM71 27V28H72ZM101 27V26H100ZM165 27H167L168 28V25L167 26H165ZM164 27V28H165ZM181 27V26H180ZM186 27V26H185ZM211 27V28H210ZM48 28H49V25H48ZM53 28V27H52ZM51 28V29H52ZM67 28H65V33H66V29ZM76 28V27H75ZM87 28V27H86ZM91 28V27H90ZM141 28V27H140ZM142 28H144V27H142ZM146 28H147V26H146ZM146 28H144V29H146ZM192 28H193V26H192ZM43 29V30H44ZM95 29V28H94ZM102 29V28H101ZM104 29V28H103ZM102 29V30H103ZM151 29V28H150ZM149 29V32H150V34H153L154 35V33H157V32H154V33H151V31H152V29L150 30ZM155 29H157V28H155ZM178 29V28H177ZM23 30H26V29H23ZM26 30V31H27ZM130 30H132V29H130ZM159 30V31H158ZM158 30H156V31H158V32H162L163 33V31L165 32V30H170V29H162V28H160V29H158ZM173 31L175 30V28L173 27V29H172ZM180 30V28L178 29V31ZM182 30V29H181ZM49 31V30H48ZM52 31V30H51ZM50 31V32H51ZM62 31V30H61ZM68 31V30H67ZM70 31V30H69ZM86 31V30H85ZM128 31V30H127ZM133 31V30H132ZM154 31V30H153ZM173 31H171V32H173ZM204 31V32H203ZM22 34H20V33ZM27 32H30V31H27ZM88 31H86V33H87ZM92 32H93V30H92ZM91 32V33H92ZM123 32V31H122ZM35 34H33V35H36V32H34ZM40 33V32H39ZM64 32H62V34H63ZM70 33V32H69ZM68 32H67V34H64V35H66V37L68 36V34H69ZM108 33V32H107ZM127 33V32H126ZM166 33V32H165ZM163 34V35H166V34ZM167 33H168V31H167ZM184 33H187V32H184ZM196 33H198V32H196ZM30 34V33H29ZM72 34V33H71ZM70 34V35H71ZM168 34H170V33H168ZM167 34V35H168ZM188 34V33H187ZM25 35H26V33H25ZM40 36H41V33L39 34ZM89 35H91L90 33H89ZM101 35V34H100ZM105 35H107V34H105ZM159 35V34H158ZM162 35V34H161ZM176 35V34H175ZM259 35V36H260ZM32 36V35H31ZM46 36V35H45ZM145 36V35H144ZM155 36V35H154ZM153 36V37H154ZM157 36V35H156ZM177 36V35H176ZM27 37H29L28 36V34H27ZM48 37V36H47ZM60 37H63V35H61ZM104 37V36H103ZM143 37V36H142ZM152 37V36H151ZM189 37V36H188ZM195 37V36H194ZM240 37V38H239ZM243 38V40H242V38ZM2 38H1V40H2ZM30 38V37H29ZM33 39H34V36L32 37ZM31 38V39H32ZM36 38V37H35ZM39 38V37H38ZM65 37H63V39H64ZM167 38V37H166ZM176 38V37H175ZM174 38V40H176ZM193 38V37H192ZM238 38V39H237ZM257 38H259V37H257ZM32 39V40H33ZM42 39V38H41ZM44 39V38H43ZM42 39V40H43ZM61 39V38H60ZM63 39H61L62 41H63ZM98 39V38H97ZM100 39V38H99ZM133 39V38H132ZM151 39V38H150ZM153 39H155V37L153 38ZM160 39V38H159ZM180 39V38H179ZM187 39V38H186ZM189 39V38H188ZM237 41H236V40ZM6 41H7V38L5 39ZM30 40V39H29ZM31 40V41H32ZM46 40V39H45ZM149 40V39H148ZM168 40V39H167ZM166 40V41H167ZM173 40V41H174ZM22 41H19L18 43H19V45L21 44L22 45ZM37 41V40H36ZM146 41H147V39H146ZM247 41V42H246ZM43 42V41H42ZM151 42H152V40H151ZM158 41H156V43H157ZM159 42H161V41H159ZM253 42H250L251 44L253 43ZM5 43V42H4ZM15 43V44H16ZM23 43H24V45H26L27 47H28V49L26 48H24L23 47V45H22V47H17V45L15 46H11L12 48L10 49V50H7V49H5L6 51H5V53L3 52H1L2 53V55H0V56H3V55H5L6 56V59H5V56L4 57H0L1 58V61L3 60V61H5V63H3V61H2V64L0 63V65H3V64H6L7 66H9L8 64L9 63H11V62H13L14 60H16V59H14V58H17L18 57V55L20 54V52L22 51L23 52V49H25L26 50V52H27V50H28V52H29V48H31V47H29V43H28V41H27V43H25V41H23ZM33 44H34V42H32ZM38 44H34L36 47L35 48H38V45H39V39H38V42H37ZM135 43V42H134ZM149 43V42H148ZM177 43V42H176ZM224 43V44H225ZM239 43V42H238ZM249 43V44H250ZM33 44H30L31 46L33 45ZM124 44V43H123ZM128 44H130V43H128ZM133 44V43H132ZM155 44V43H154ZM159 45H160V43H158ZM162 44H164V43H162ZM162 44H161V46H162ZM182 45H183V42L181 43ZM250 44V45H251ZM34 45L32 46L33 48L30 50V51H32V50H34ZM72 45V44H71ZM82 45H84V44H82ZM139 45V44H138ZM148 44H146V46H147ZM150 45H152V43L150 44L149 43V45L148 46H150ZM177 45V44H176ZM179 46L178 45V49H180V47H183V46ZM230 45V44H229ZM238 45V44H237ZM242 45V47H244ZM253 45H254V43H253ZM260 45V44H259ZM40 46V45H39ZM43 46V45H42ZM108 46V45H107ZM124 46V45H123ZM146 46H143V48L145 47V49H144V51H145V53L146 52H148V51H146V50H148V48L149 47H146ZM168 46V45H167ZM208 46L210 47V48H208ZM220 46V45H219ZM240 46V45H239ZM238 46V47H239ZM256 46H258V45H256ZM17 47V48H16ZM106 47V46H105ZM153 47V46H152ZM156 47V46H155ZM163 47V46H162ZM226 47H227V45H226ZM238 47H236V48H238ZM248 47V46H247ZM251 47H253V46H251ZM250 47V48H251ZM262 47V46H261ZM23 48V49H22ZM99 48V47H98ZM108 48V47H107ZM109 48H110V46H109ZM134 49H135V47H133ZM138 48V47H137ZM136 48V49H137ZM175 48V47H174ZM58 49V48H57ZM85 49H86V46H85ZM91 49V48H90ZM111 49V48H110ZM150 49V48H149ZM157 49V48H156ZM200 51H199V50ZM233 50H235L234 48H232ZM246 49V48H245ZM263 49V48H262ZM261 48H260V50H262ZM19 50H20V52H19ZM24 50V51H25ZM80 50V49H79ZM106 50V49H105ZM141 50V49H140ZM170 52H171V50L170 49H168ZM167 50V51H168ZM175 50V49H174ZM173 50V51H174ZM227 50H229L228 48H227ZM226 50V52H228ZM69 51H71V50H69ZM73 51H74V49H73ZM76 51V50H75ZM91 51V50H90ZM177 51V50H176ZM212 51V50H211ZM240 51V50H239ZM250 51V50H249ZM21 52V53H22ZM34 52H35V50H34ZM33 52V53H34ZM72 52V51H71ZM79 52V51H78ZM136 52V51H135ZM142 52V51H141ZM152 52V51H151ZM154 52V51H153ZM152 52V54H154ZM169 52V53H170ZM195 52H197L196 54H195ZM213 52V51H212ZM235 52H237L238 53V51H233V53L232 54H234V56H235ZM253 52H254V50H253ZM253 52H251L252 53V56H251V54L248 52L247 54H250V55H248V56H250V57H252V59H253ZM255 52H257L258 53V51H256L255 50ZM254 52V53H255ZM127 53V52H126ZM132 53V52H131ZM134 53V52H133ZM132 53V54H133ZM137 53V52H136ZM143 53V52H142ZM177 53V52H176ZM199 53V54H200ZM209 53H211V52H209ZM230 53V52H229ZM246 53V52H245ZM261 52H259L258 54H256V55H259ZM121 54V53H120ZM123 54V53H122ZM128 54V53H127ZM126 54V55H127ZM149 54H151V53H149ZM159 54V53H158ZM157 54V55H158ZM160 54H163V53H160ZM172 54V53H171ZM171 54H170V56H171ZM192 54V55H191ZM228 54V53H227ZM240 54V53H239ZM242 54H244L243 52H242ZM246 54V55H247ZM102 55V54H101ZM165 55V54H164ZM206 55V54H205ZM212 55V54H211ZM238 55V54H237ZM255 55V54H254ZM254 56V57H257V56ZM20 56V55H19ZM136 56V55H135ZM155 56V55H154ZM162 56V55H161ZM161 56H159V57H161ZM175 56V55H174ZM181 56V57H180ZM207 56V55H206ZM233 56V59H236L235 57ZM262 55H260V57H261ZM263 56H264V54H263ZM138 57V56H137ZM146 57H147V55H146ZM163 58V60L165 59L164 58V56H162ZM179 57H180V59H179ZM230 57H231V55H230ZM236 57H238L239 59H236V60H239V62L241 63V61L243 60V63H241V64H244L245 62H246V60H245V58H246V56L244 57H239V55L238 56H236ZM249 57V58H250ZM259 57V58H260ZM9 58V59H8ZM243 58V59H242ZM7 59H8V61H7ZM14 59V60H13ZM37 60H38V58H36ZM123 59V58H122ZM126 59V58H125ZM124 59V60H125ZM128 59H130V58H128ZM136 59V58H135ZM134 59V60H135ZM196 59V58H195ZM231 60H233L232 59V57L230 58ZM230 59H228L227 60V62H226V64L227 65H229V62H230V67H231V65H237V66H239V67H241V69H239L240 71H239V75L238 74H235V78H232L230 75H228L227 74V79H223V83L221 84V80H220V82H218L219 83V85L218 84H216V86L215 85H211V82H210V88L208 87V86H206L208 89H205V90H196L197 92H193L195 95H193L192 96V94H190L191 95V98H188L187 100H185V102H183L182 104H178V105H171L170 104V106H168V107H165V109H163V110H167V112H170L171 114H172V117H173V115H174V118H170L171 120L170 121H168L167 123H166V125H163V126H161V130L164 132V130H166V131H169V132H171L172 133V136H169V139L168 138H165V139H168V140H165V141H163L162 139H160V140H157L156 142H155V144H158V142L159 143H161V144H158V145H162L164 148H169L168 150H169V152L168 151H165L166 149H163L166 153H168V154H166L164 151V153H162L161 151H160V154H159V150L157 151H155L156 153H158V156L157 155H153L152 153H150V155H151V158L153 159V156H154V159H155V156L159 159V161L157 162L158 164H155V165H161L162 164V162H161V160H162V158L161 157H163V160H164V158L166 159L167 158V156H168V158H172L173 160L175 159V158H180V161L178 162L179 164H178V166L179 167H177V168H175V170L176 169H178V170H180L181 171V173H184V171L187 173V170L186 169H188V168H190V169H193L194 167H195V165L197 166V163H198V166H197V168H194L195 170H197V171H199L198 173L196 172L195 174H189V175H187V176H189V178H190V176L192 177V176H195V177H197L199 180H203L204 179V181L206 180V178H203V177H205L206 175V177L208 178L207 180L210 182H212V184H215L214 183V179H215V181H217L216 182V186L215 185H213L214 186V188L216 189V191H218L217 193H215L216 191L214 190V188H213V190H212V185H211V183H209V182H207V181H205V183H207V184H201L202 186H200L199 184V187H198V185H197V187L198 188H200V189H198V188H196L195 190L197 191H199V193H200V191H201V193L204 191V188H205V191L206 192H208V190H209V188L206 190V185H208L210 188H211V192H209L210 194H212L211 196H210V194H209V198H205V197H207L206 195V192L204 193V195H198V192L197 193H195L194 195H195V197L193 196V195H190L189 197L193 200V203H192V200L188 197L187 198V202L185 203V201L183 202V203H185V204H188V201H190V203H189V205H185L184 204V206H183V204L181 205V206H183V207H177V208H175L176 210H179L180 211V213L181 212H184L185 213V218L187 217V218H189V217H191L192 215L194 216V217H199V215H200V217H201V213L204 215V219H203V216H202V219L204 220V221H207V220H209L208 218H210V219H212L214 216H215V219L213 218L211 221H207V223L209 222V227H207V228H205L204 230H202V231H200V230H198V233L197 234H193L192 236H189L188 238H186L184 241H182V243H181V240L178 238V236L177 237H175L174 235H176V230H175V232H173V227H170L171 229L170 230H167V232H165V231H162V234H160L159 235V237H157V236H155V237H157V238H155V240H153V241H156V243H155V246H154V248L153 247H151V248H153V250H152V252H150L151 254H148L147 252H148V249L150 248V244H153L152 243V241H151V243L149 242V238H151V237H149V238H146V236H141V238H142V240H144L145 242H141V240H138L139 239V237H138V239L136 238L137 237V234H133V236L135 235V237H133V238H130L131 240V242H129V243H131L132 245H129V246H135L137 243H139V245L141 244V245H143V246H145V247H148V249H146L147 251H146V253L144 254H138L137 252V254H130V252H126L125 254H122L121 252V254H122V256L119 258V260H120V262L119 263H121V264H170V261H183V262H185V263H187V264H190V261H191V264H192V261H193V263H197L198 262V264H204V262H206L207 263V261H209V260H213V264H214V260H215V263H218L217 261H219V260H228L229 261V259L230 260H233L235 257H237V258H239L241 255L243 256V254H244V251L242 250L243 248H242V246L243 245H246L247 247L251 244V245H253L252 243H254V241H257L256 239L254 240V207L253 208H251V207H249V206H251L250 204H252V202L254 201L252 198H253V196H251V198H249L248 197V194H245V192H243L242 191V189H243V185L241 186V187H237V186H239V185H241L240 183H242L243 184V179H245L244 180V183L246 182V184L249 186V188L248 187H246L247 185L246 184H244L245 186H244V188L246 187V190L247 191H252V189L254 190V187L255 186H257V182H255V178L257 177V179H260L259 180V185L260 186H263L264 185V96H260L261 94L262 95H264V64H260V65H258L257 64V66L255 65V67H254V65L253 66H251L248 70H245L246 68H244L242 65H240V63H238V62H235V64L233 63V61H231ZM247 59V58H246ZM251 59V58H250ZM248 60L247 59V63L249 62V61H253L252 59L251 60ZM257 59V58H256ZM10 60V61H9ZM11 60H13V61H11ZM22 60H24V59H22ZM36 60V61H37ZM104 59H102L101 61L103 62V63H105L104 61H103ZM140 60V59H139ZM141 60H142V58H141ZM147 60H149V59H147ZM255 60V59H254ZM0 61V62H1ZM42 61V60H41ZM99 61V60H98ZM126 61V60H125ZM146 60H144V62H145ZM173 61V60H172ZM171 60H170V62H172ZM187 61V60H186ZM185 61V62H186ZM188 61H190V60H188ZM229 61V62H228ZM235 61V60H234ZM14 62H16V63H14ZM13 63H11V65H17L18 64V62H17V60L16 61H14ZM108 62V61H107ZM110 62V61H109ZM132 62V61H131ZM137 62V61H136ZM142 62V61H141ZM152 62H154V61H152ZM160 62V61H159ZM177 62V61H176ZM191 62V61H190ZM232 62V63H231ZM255 62H256V60H255ZM133 63V62H132ZM250 63V62H249ZM25 64H27L26 62H25ZM42 64V63H41ZM40 64V65H41ZM137 64V63H136ZM161 64V63H160ZM168 64V63H167ZM173 64H174V62H173ZM188 64V63H187ZM135 65V64H134ZM154 65V64H153ZM178 65V64H177ZM182 65V64H181ZM226 65V66H227ZM250 65H251V63H250ZM249 64H248V66H250ZM7 66H5V67H7ZM104 66V65H103ZM122 66V65H121ZM120 66V67H121ZM127 66H128V64H127ZM131 66H133V65H131ZM148 66V65H147ZM163 66H164V64H163ZM168 66V65H167ZM166 66V67H167ZM183 66V65H182ZM187 66V65H186ZM225 66V65H224ZM222 67V68H226V67ZM227 67L226 69H228V68H230V67ZM244 66H246V64H244ZM4 66H2V68H3ZM16 67V66H15ZM37 67V66H36ZM116 67H117V65H116ZM116 67H115V69H116ZM129 67H130V65H129ZM146 67V66H145ZM243 67V68H242ZM1 68V67H0ZM13 69H14V67H12ZM102 68H104V67H102ZM17 69V68H16ZM147 69V68H146ZM148 69H149V67H148ZM222 70V71H224V73L226 72V70ZM245 71H244V70ZM2 70V69H1ZM6 70H9L10 72H11V68L10 67H7V68H4V70H2L3 72L4 71H6ZM119 70V69H118ZM126 70L128 71V69L126 68ZM229 70V69H228ZM9 71L7 72V74L9 73ZM115 71V70H114ZM130 71V70H129ZM133 71V70H132ZM149 71V70H148ZM161 71H163L162 69H161ZM168 71V70H167ZM14 72H15V70H14ZM48 72V71H47ZM147 72V71H146ZM146 72H144V74L146 73ZM234 72V71H233ZM233 72H232V74H233ZM44 73H45V70H44ZM115 73V72H114ZM152 73H154V72H152ZM198 73V72H197ZM235 73V72H234ZM29 74V73H28ZM48 74V73H47ZM123 74V73H122ZM137 74H138V72H137ZM150 74H151V72H150ZM231 74V73H230ZM0 75H2L1 77H3V74H0ZM11 75V74H10ZM164 75V74H163ZM196 75V74H195ZM238 75V76H237ZM12 76V75H11ZM21 76V75H20ZM71 76V75H70ZM100 76V75H99ZM137 76V77H136ZM135 77L133 76V80H132V82H134L135 83V85H136V89L138 88L137 86V84L136 83H138V84H141V83H143L142 85H144V84H146V83H144V82H150V84H152L151 82H153V75L151 74V75H144V76H148L147 77V79H145L143 76H141V75H136ZM151 76V77H150ZM197 76V75H196ZM225 76V75H224ZM228 76H230L231 77V79H229L228 78ZM7 77V76H6ZM12 77H15V76H12ZM12 77H10V78H12ZM56 77V76H55ZM59 77V76H58ZM113 77V76H112ZM150 77V78H149ZM185 77V76H184ZM199 77V76H198ZM4 78V77H3ZM10 78L8 79V77H7V79L8 80H10ZM132 77H130V79H131ZM225 78V77H224ZM13 79V78H12ZM15 79V78H14ZM14 79H13V81H14ZM58 79V78H57ZM62 79V78H61ZM75 79V78H74ZM162 79H163V77H162ZM3 79L1 78V81H2ZM5 80H6V78H5ZM63 80V79H62ZM79 80V79H78ZM224 80L226 81V82H224ZM228 80H230V81H228ZM13 81H11V82H13ZM17 81V80H16ZM20 81V80H19ZM56 81V80H55ZM70 81H72V80H70ZM136 81V82H135ZM199 81V80H198ZM3 82H5L4 80H3ZM39 83L41 82V81H38ZM63 82V81H62ZM128 82V81H127ZM161 82V81H160ZM1 83V82H0ZM33 83V82H32ZM37 83V82H36ZM44 83H45V81H44ZM56 83V82H55ZM54 83V84H55ZM71 83V82H70ZM78 83H80V82H78ZM104 83V82H103ZM113 83V82H112ZM195 83H196V81H195ZM42 84V83H41ZM53 84V85H54ZM63 84V83H62ZM127 84V83H126ZM147 84H149V83H147ZM146 84V85H147ZM193 84V83H192ZM213 84V83H212ZM8 85V84H7ZM33 85V84H32ZM43 85H45V84H43ZM69 85V84H68ZM196 85H198V83L196 84ZM9 86V85H8ZM13 86V85H12ZM29 86V85H28ZM42 86V85H41ZM59 86H60V84H59ZM63 86V85H62ZM140 87H142L141 85H139ZM200 86V85H199ZM213 86V87H212ZM1 87V86H0ZM6 87V86H5ZM45 87V86H44ZM91 87V86H90ZM98 87V86H97ZM139 87V88H140ZM153 87V86H152ZM30 88V87H29ZM38 88V87H37ZM191 88H193V86H191ZM195 88H196V86H195ZM194 88V89H195ZM243 88L246 90V91H253V93L251 94V95H249V96H247L246 98H244V100H243V98H242V90H243ZM193 89V90H194ZM203 89V88H202ZM11 90V89H10ZM21 90V89H20ZM29 90V89H28ZM37 90V89H36ZM53 90H54V87H53ZM192 90V91H193ZM255 90V91H254ZM30 91V90H29ZM162 91H164V90H162ZM167 91V90H166ZM3 92V91H2ZM5 92V91H4ZM9 92V91H8ZM21 92V91H20ZM51 92V91H50ZM13 93H15L14 91H13ZM26 93V92H25ZM34 93V92H33ZM38 92H36V94H37ZM94 93V92H93ZM163 93H166V92H163ZM163 93H161V94H163ZM15 94H17V93H15ZM19 94V93H18ZM31 94V93H30ZM48 94V93H47ZM7 95V94H6ZM38 95V94H37ZM93 95V94H92ZM4 96V95H3ZM22 96V95H21ZM34 96V95H33ZM32 96V97H33ZM244 96V95H243ZM17 97V96H16ZM20 96L18 95V98H19ZM41 97V96H40ZM23 98V97H22ZM87 98V97H86ZM108 98V97H107ZM4 99V98H3ZM42 99V98H41ZM40 99V100H41ZM110 99V98H109ZM17 99H15L13 102H15ZM21 100V99H20ZM37 100H38V98H37ZM76 100V99H75ZM2 101V100H1ZM12 101V100H11ZM19 101V100H18ZM24 101V100H23ZM31 101V100H30ZM78 101V100H77ZM157 101V100H156ZM12 102V103H13ZM26 102H27V100H26ZM36 102H38V101H36ZM35 102V103H36ZM40 102V101H39ZM108 102H109V100H108ZM34 103V104H35ZM58 103V102H57ZM56 103V104H57ZM167 103V102H166ZM2 104V103H1ZM8 104V103H7ZM44 104H45V102H44ZM44 104L41 102V106L43 107L44 106ZM18 105V104H17ZM23 105V104H22ZM27 105V104H26ZM31 105V104H30ZM36 105H39V104H37L36 103ZM7 106V105H6ZM40 106V105H39ZM40 106V107H41ZM85 106H87V105H85ZM110 106V105H109ZM162 106V105H161ZM36 107V106H35ZM42 107L40 108V109H42ZM89 107V106H88ZM164 107V105L161 107V108H163ZM4 108V109H3ZM10 108V107H9ZM245 108H249L250 109V112L247 114H245ZM12 109V108H11ZM85 109V111H86V108H84ZM96 109V108H95ZM105 109V108H104ZM109 109V108H108ZM159 109V108H158ZM13 110V109H12ZM110 110V109H109ZM162 110V109H161ZM11 111V110H10ZM15 112V111H14ZM10 113L9 112V110L6 108L5 109V107H1L0 108V124H1V126H6V127H8V129H11V127H13V126H15V123H16V121H18L19 122V118H20V116L19 115H17V113L15 114V113ZM84 112V111H83ZM89 112V111H88ZM99 112V111H98ZM159 112V111H158ZM163 112V111H162ZM86 113V112H85ZM84 113V114H85ZM93 113H94V111H93ZM88 114V113H87ZM171 114H170V117H171ZM129 116V115H128ZM19 117V118H18ZM83 117V116H82ZM134 117V116H133ZM128 118V117H127ZM83 119V118H82ZM133 119V118H132ZM127 120V119H126ZM121 122H126L125 121V118L123 117V120H120ZM120 121H118V122H120ZM130 121V120H129ZM123 123H121V126H122V124ZM152 122L150 121V120H148V124H151ZM16 124H18V123H16ZM118 124H120V123H118ZM147 124V125H148ZM112 125V123L111 122H105L103 125H101L100 126V128L97 130L98 132H105L106 130H109V128H110V126ZM123 125H125V123L123 124ZM157 126H158V124H156ZM161 125V124H160ZM159 125V126H160ZM157 126H156V128H157ZM159 126H158V128H159ZM4 127H2V128H4ZM5 127V128H6ZM19 127V126H18ZM18 127H17V129H18ZM112 127H115L114 125L112 126ZM123 127V126H122ZM155 127V126H154ZM14 129V128H13ZM69 129H70V126H69ZM74 129V128H73ZM64 130V129H63ZM86 130V129H85ZM85 130H83V131H85ZM125 130V129H124ZM123 130V131H124ZM154 130H156V132H157V130L158 129H154ZM160 130V129H159ZM158 130V131H159ZM68 131V130H67ZM66 131V132H67ZM71 131V130H70ZM144 130H139V131H136V132H132V133H126V131L124 132V135H123V137H122V140H120V141H125V140H131V139H135L137 136H138V134H140V133H142ZM121 132H122V130H121ZM161 132V131H160ZM62 133V132H61ZM60 133V134H61ZM65 133V132H64ZM68 133V132H67ZM77 135L80 137V138H77V142L76 141H74V142H68L67 140H62V142L59 140V142L57 143L56 141V143H50L49 141V139L47 140V139H45V140H43V144L42 143H40V142H38L39 144H42V146L44 145V147H41L40 146V148H36V146H32L31 148L29 147V148H24L22 151L21 150H19L20 152H18L17 151V153H13V157L11 158L10 156V159H9V157H7V158H2L3 159V162H0V197H1V199H3L2 201H0V227H3V228H0V229H4V230H0V248L1 247H3V246H6V245H11L12 244V247L11 248H13V247H15L16 245H13V244H15V243H17V246L18 247H20L19 245H23V244H26V242H25V240H22V239H28V237L30 238L31 237V234H32V236H33V234H35L36 233V236H37V232H35L34 231V227H32L31 225H33V224H28V222H31V218H29L28 216L29 215H27V212H28V214H29V212H32L31 210H33V205L36 203V201L38 202V203H40V205H41V202H39V200L40 199H45L44 201L42 200V204H44L45 203V201H47L49 198V200H50V202L49 203H51V201L52 202H54V203H59V202H61L60 200L62 199V198H59V194L60 193H62V197L64 198V200H65V202H66V204H67V201H68V203L69 204H67V205H69L70 206V200L73 198V196L70 194H66V196L64 195L65 193H66V190H68L67 188L65 189V187H68L69 188V190H71V188L70 187H72V185H74L75 184V186H73V187H75V189L76 188H79V185H82L81 186V188H80V190L82 189L83 191H80L81 192V194H78V196L79 195H81L82 196V198L87 194V192L88 191H91L90 189L92 188V186H89V187H87L88 186V183L89 182H87V181H94V179H95V181H96V179H97V177L96 178H94V176H92L93 178H89V179H87V175H89L90 174V171H89V174L87 173V171L86 170H83V168L81 169V170H78L77 172H75L74 170V172L72 171V169H70V166H68L69 167V169H61L60 170V166H59V169H58V167H54V168H56V169H50V166H49V168L48 169H46L45 168V170H46V172H45V170H44V172H36L35 170V172L33 171V169L34 168H32L34 165H35V168H37L36 166H37V164H41V163H43L45 160H47L48 158H54L55 160H59V162H68L69 161V157L74 153V152H76V151H81L82 150V148L84 149V147L83 146H81V144H80V140L82 141V140H84L87 144V146H89V149H94V148H90V146H93V145H95V144H93V142H94V139H95V136H96V134H95V136L93 135L92 136V134H90V133H79V131H77ZM119 133V132H118ZM118 133H116L117 135H118ZM158 133V132H157ZM166 134H167V132H165ZM37 134H38V132H37ZM69 134V133H68ZM67 134V135H68ZM71 134H73V133H71ZM70 134V135H71ZM80 134H81V136H80ZM98 134V133H97ZM120 134H122V133H120ZM43 135V134H42ZM168 135V134H167ZM169 135H170V133H169ZM49 136V135H48ZM60 136V135H59ZM75 136H76V132H75ZM115 136V139L114 140H116L117 138H119V136L121 137L122 135H119L118 137L116 136V135H114ZM160 136V135H159ZM32 137H34V136H32ZM67 137V139H69V137L68 136H66ZM73 137V136H72ZM117 137V138H116ZM161 137V136H160ZM38 138V137H37ZM65 138V137H64ZM158 138V137H157ZM33 139V138H32ZM58 139V138H57ZM121 139V138H120ZM118 140V139H117ZM37 141V140H36ZM40 141V140H39ZM154 141V140H153ZM42 142V141H41ZM82 143V142H81ZM133 143V142H132ZM131 143V144H132ZM145 143H147V142H145ZM39 144H37V146H39ZM121 144V143H120ZM130 144V143H129ZM19 145V144H18ZM17 145V146H18ZM25 145V144H24ZM23 145V146H24ZM126 144H122V147H127V146H125ZM142 145V144H141ZM4 146H6V145H3V147ZM136 146H138V145H136ZM158 147V148H161L160 150H162V148L163 147ZM167 146V147H166ZM15 147H16V145H15ZM12 148V150L13 149H16V148ZM25 147V146H24ZM121 147V148H122ZM143 147V146H142ZM5 148V147H4ZM3 148V149H4ZM88 148V147H87ZM18 149V148H17ZM123 149V148H122ZM95 150V149H94ZM3 151V150H2ZM96 151V150H95ZM125 151V150H124ZM143 150H141V153H139L140 152V150L139 151H134V152H136V153H134V152H128V153H123V151L121 150L120 151V153L118 152L116 155H114L113 156V159L115 160V161H119V159L121 160V157L120 156H124L125 158H126V160L128 159V158H137L138 159V161H140V160H142L141 162H146L145 160H147L149 157H150V155H148V156H144V155H147V153L148 152H142ZM13 152V151H12ZM16 152V151H15ZM155 152H153V153H155ZM145 153V154H144ZM9 154V153H8ZM15 154V155H14ZM149 154V153H148ZM164 154H166V155H164ZM164 155V156H163ZM4 156V155H3ZM166 156V157H165ZM177 156H180V157H177ZM95 157V156H94ZM148 157V158H147ZM125 158H123V159H125ZM166 159V161H165V163L169 160V159ZM1 159V158H0ZM1 159V160H2ZM7 159H9V161H10V163L12 164H8V162L9 161H5V160H7ZM50 159V160H51ZM152 159H150L151 161H155V160H152ZM157 159V160H158ZM0 160V161H1ZM55 160H54V162H55ZM87 160H88V158H87ZM149 160V159H148ZM147 160V161H148ZM177 160V159H176ZM176 160H174L175 162H176V165H177V161ZM52 162H53V159L51 160ZM113 160H110V161H108L107 159H104V158H101V157H97V158H92V159H89L88 161H87V163H86V165H89V166H93V165H98V164H100L101 165V168H102V165L104 164L105 166L108 164L109 166H111L112 167V165L113 164H115V163H113L112 162ZM164 161H163V164H164ZM172 161V160H171ZM51 162V164L50 165H52L53 163ZM75 162V161H74ZM140 162V163H141ZM69 163V162H68ZM76 163V162H75ZM74 163V164H75ZM81 163H82V161H81ZM80 163V164H81ZM113 163V164H112ZM174 163V162H173ZM3 164H4V166H3ZM6 164H8L9 166H11V167H9V168H7V167H5L6 166ZM48 164V165H49ZM117 164V163H116ZM142 164V163H141ZM144 164V163H143ZM162 164V165H163ZM195 164V165H194ZM43 165V164H42ZM55 165V164H54ZM85 165V166H86ZM139 165V164H138ZM150 165V164H149ZM170 165V164H169ZM173 164H171V166H172ZM194 167H193V166ZM117 165H115V167H116ZM156 166V167H157ZM202 168H200V167ZM48 167V166H47ZM67 167V168H68ZM88 167V166H87ZM94 167V166H93ZM108 167V166H107ZM138 167V166H137ZM156 167H155V169H156ZM159 167V166H158ZM193 167V168H192ZM32 168V171H33V173H31L30 174V176L28 177V178H26L25 176V178L26 179H22V180H20V181H18V183H17V185H16V181L18 180V178H19V176H20V174L22 173V172H24V171H26V170H29L30 171V169ZM63 168V167H62ZM73 168V167H72ZM91 168V167H90ZM89 168V169H90ZM94 168H97V172H100V173H102L101 172V168H99V167H94ZM99 168V169H98ZM122 170H125L124 168H121ZM151 169V168H150ZM174 169V168H173ZM199 169H201V170H199ZM214 170V173H212V175L210 174L211 172H213V170ZM228 170V172H229V170H232V171H236L235 173H237V174H234L232 171H230L231 172V174L230 173H224V176H221V175H223V173H222V171L223 172H225L224 170ZM83 170V171H82ZM98 170H100V171H98ZM105 170V169H104ZM119 170V169H118ZM127 170H128V168H127ZM136 170V169H135ZM134 170V172H136V173H139V172H143V170L141 171V170H136L135 171ZM158 170V169H157ZM177 170V171H178ZM211 170V171H210ZM28 171V172H29ZM31 171V172H32ZM146 171V170H145ZM144 171V172H145ZM148 171V170H147ZM145 172V177L147 176L146 175V173H149V171L148 172ZM155 171V170H154ZM161 171V170H160ZM200 172H202V173H200ZM30 173V172H29ZM50 173V174H49ZM54 173V178L52 177L53 175L52 174ZM112 173V172H111ZM151 173V172H150ZM155 173V172H154ZM201 175H200V174ZM23 174V173H22ZM108 174V173H107ZM125 174V173H124ZM144 174V173H143ZM162 174V173H161ZM198 174V175H197ZM210 174V176H208ZM225 174H227V175H231V176H233L234 177V175H236L237 176V178H239V179H236L237 181H232L233 182V184H235V187H237V188H242L241 189V191L243 192V193H241L239 196L237 195L238 193H239V191H238V189H237V191H235V192H237V193H234V194H232V196H236V197H234L235 199H233V200H235L234 202H233V204H231V193H233L234 192V190L232 191V190H230V192L231 193H229L228 191V189L226 190V187L227 188H229L230 187V185H231V178H229L230 180H228L227 179V175H225ZM232 174H234V175H232ZM108 175H110V177H111V175L112 174H108ZM165 175V174H164ZM215 175H216V177H215ZM22 176V175H21ZM51 176V178H49ZM58 176V177H57ZM103 176V175H102ZM107 175H105V177H106ZM114 176V175H113ZM129 176H130V180L128 181V178H129ZM133 176V175H132ZM132 176H131V174L129 175V173H128V178H125V182H121V183H123V184H120L118 187L122 190H124V188H125V190L123 191L124 193H126L127 195H128V192H129V194L130 195H132V191H133V189L134 188H129L128 186H129V184L130 183H133L134 182V179L132 178ZM137 176V175H136ZM142 176H144V175H142ZM152 177L151 179H154V180H156V181H158L159 179V177L157 176V174L156 175H149L148 174V176L147 177ZM172 176V175H171ZM199 176H201V177H199ZM214 176V177H213ZM219 176H220V178L222 179V181L219 179L218 180V178H219ZM235 176V177H236ZM242 176H244V177H242ZM89 177V176H88ZM99 177V176H98ZM108 177V176H107ZM126 177V176H125ZM156 177V178H155ZM211 177V178H210ZM218 177V178H217ZM222 177H226V180H228V181H230V182H228V185L226 184V183H224V178H222ZM230 177V176H229ZM232 177V178H233ZM99 178H101V177H99ZM132 178V179H131ZM186 178V177H185ZM188 178V177H187ZM186 178V179H187ZM193 179H195L194 177H192ZM191 178V179H192ZM201 178V179H200ZM210 178V179H209ZM213 178V179H212ZM217 178V179H216ZM243 178V179H242ZM149 179V178H148ZM151 179H149V181H148V184H150L149 182L150 181H152ZM158 179V180H157ZM178 179V178H177ZM193 179H192V181H193ZM197 179V180H198ZM234 179V178H233ZM256 179V180H257ZM25 180V181H24ZM110 180V179H109ZM124 180V179H123ZM163 180V179H162ZM166 180V178H164V181ZM170 180V179H169ZM181 180V179H180ZM179 180V181H180ZM190 179H187L186 180V182L187 181H189ZM235 180V179H234ZM240 180L242 181V182H240ZM15 183H14V182ZM22 181H24L23 183H19V182H22ZM82 183V184H79L80 182ZM86 181L87 183L86 184H83L84 182ZM164 181H162V182H164ZM219 181H221V184H219ZM79 182V183H78ZM161 182V181H160ZM183 182H185L184 180H183ZM183 182H182V189L183 188H186V187H183L184 185L186 186L187 185V183L185 182L184 184H183ZM191 182V181H190ZM202 182V181H201ZM237 182H239V183H237ZM254 182H255V186H254ZM12 183H14L13 184V186L15 187L14 189H13V187L11 186L10 187V184L12 185ZM78 183V184H77ZM136 183V182H135ZM154 183V181L153 182H151V184H153ZM166 183V182H165ZM223 183L225 184V185H223ZM261 183V184H260ZM263 183V184H262ZM18 184H19V186H18ZM22 184V185H21ZM77 184V185H76ZM118 184V183H117ZM116 184V185H117ZM125 184V185H124ZM157 184V183H156ZM156 184H154V186L156 185ZM167 184V183H166ZM230 184V185H229ZM239 184V185H238ZM21 185V186H20ZM91 185V184H90ZM127 185V186H126ZM131 185V184H130ZM134 185V184H133ZM218 185H219V187H221V188H223L224 190H221L220 191V188H218L217 189V187H218ZM222 185L225 187H222ZM227 185V186H226ZM237 185V186H236ZM257 186V189L258 188H260V186ZM17 186H18V189H20V190H17L16 188H17ZM23 186V187H22ZM45 186H47V187H49L50 189H53V188H51V186L53 187L54 186V189H53V191L55 192V194H53L52 193V190H48V188L46 187V188H44ZM124 186V187H123ZM132 186V185H131ZM147 187H148V185H146ZM153 185H150V187H154ZM22 187V188H21ZM42 187H43V189H42ZM60 188V189H58V188ZM117 187V188H118ZM135 187H136V185H135ZM158 187V186H157ZM181 187H179L180 188V194H185V191L183 192V190L181 189ZM201 187H204V188H202L201 189ZM231 187H233V186H231ZM57 188V189H56ZM64 188V189H63ZM90 188V189H89ZM130 189V191H129V189ZM177 188V187H176ZM263 189H264V187H262ZM45 189H47L46 191H45ZM61 189H63V190H65V191H62ZM89 189V190H88ZM119 189V190H120ZM138 189V188H137ZM157 189V188H156ZM155 189V190H156ZM231 189H234V187L233 188H231ZM263 189H260L259 190V194H260V191H262ZM14 190V191H13ZM42 190V191H41ZM58 190H59V192H58ZM62 192H61V191ZM69 190H68V192H69ZM94 190V189H93ZM140 190V189H139ZM149 190V189H148ZM179 190V189H178ZM185 190V189H184ZM186 190H188V188L186 189ZM227 192H226V191ZM245 190V191H246ZM59 193H57V192ZM76 191H78L77 189H76ZM86 191V192H85ZM96 191V190H95ZM98 191V190H97ZM113 191V190H112ZM128 191V192H127ZM147 191V190H146ZM151 191V190H150ZM158 191V190H157ZM210 191V190H209ZM246 191V192H247ZM255 191H256V187H255ZM64 192V193H63ZM82 192H84L85 193V195L83 196V194H82ZM92 192V191H91ZM90 192V193H91ZM102 192V191H101ZM131 192V193H130ZM194 191H192V193H193ZM257 192V191H256ZM264 192V191H263ZM89 192H88V194L84 197V199H89V197H90V194ZM166 193V192H165ZM176 193V192H175ZM200 193V194H201ZM215 193V194H214ZM247 193H249V192H247ZM58 194V195H57ZM99 195L101 194V193H98ZM143 194H144V191H143ZM148 194V193H147ZM151 194V193H150ZM155 194V193H154ZM160 194V193H159ZM179 194V193H178ZM179 194V195H180ZM198 195V197H197V195ZM203 194V193H202ZM236 194V195H235ZM252 194V193H251ZM250 193H249V195H251ZM105 195V194H104ZM129 195V196H130ZM161 195H162V193H161ZM165 195V194H164ZM174 196H175V194H173ZM178 195V196H179ZM181 195V196H182ZM5 196V197H4ZM57 196H58V198L60 199H58L57 198ZM60 196V197H61ZM71 197V199H68L67 200V198L66 197ZM81 196H80V199H82L81 198ZM88 196V197H87ZM92 196V195H91ZM101 196H103V194H101ZM106 196V195H105ZM128 196V197H129ZM145 196V195H144ZM166 196V195H165ZM181 196H180V198H181ZM193 198H192V197ZM201 196H204L203 198L201 197ZM230 196V197H229ZM260 196H261V194H260ZM69 197V198H70ZM141 197V196H140ZM153 197V195L151 196V197H148L147 199H145L146 200V202L147 201H149L150 202V200H151V198ZM164 197V196H163ZM201 197V198H200ZM57 198V199H56ZM94 198V197H93ZM92 197H91V199H93ZM155 198H158V197H154V198H152L153 200H155ZM172 198H175V197H172ZM179 198V197H178ZM194 198L196 199L195 201H194ZM229 198V199H228ZM249 198V199H248ZM262 198V197H261ZM52 199H55V201L54 200H52ZM148 199H150V200H148ZM164 199V198H163ZM200 199V200H199ZM205 199H208V200H205ZM250 200L251 199V201H249L248 202V200ZM260 199V198H259ZM258 199V200H259ZM36 200V201H35ZM59 200V201H58ZM64 200H62L63 202H64ZM90 200V199H89ZM198 200V201H197ZM256 200V199H255ZM261 200V199H260ZM259 200V201H260ZM200 201V202H199ZM205 201V202H204ZM30 202H33L32 204L30 203ZM44 202V203H43ZM48 202V201H47ZM46 202V204L44 205V206H46L47 204H49V203H47ZM64 202V203H65ZM71 202H72V200H71ZM143 202H145V201H143ZM180 202V201H179ZM181 202H182V199H181ZM198 202V205L196 204V203ZM203 202V206H200V205H202L201 203ZM251 202V203H250ZM263 202V201H262ZM90 203V202H89ZM91 203H92V201H91ZM142 203V202H141ZM153 203V202H152ZM248 203H250V204H248ZM254 203V202H253ZM257 203V202H256ZM260 203H261V201H260ZM53 204V203H52ZM52 204H49V205H47L48 206V208L47 207H45V208H47V209H50V208H52V207H49V206H52ZM94 204V203H93ZM98 204V203H97ZM127 204V203H126ZM150 204H151V202H150ZM157 204V203H156ZM243 204H247V205H249L247 208L248 209H246V210H244L242 207H241V205H243ZM29 205V206H28ZM31 205V206H30ZM36 205H39V204H37L36 203ZM39 205V206H40ZM134 205V204H133ZM149 204H148V202L146 203V207L148 206ZM176 205V204H175ZM198 206V208H199V210L198 211H201V209H200V207H203L202 209V211L201 212H197L196 211V213L198 214V213H200V214H198V215H196V214H193V210H194V212H195V210H197L194 206ZM257 205H259V204H257ZM261 205V204H260ZM43 206V205H42ZM41 206V207H42ZM43 206V207H44ZM56 206V205H55ZM65 206V205H64ZM98 206H100V205H98ZM125 206H129V203H128V205H125ZM137 206V205H136ZM150 207L151 206H153V204L152 205H149ZM148 206V209L146 208L145 210L146 211H150V207ZM253 206H254V204H253ZM30 207H31V210H30ZM66 207H68V206H66ZM139 207V206H138ZM160 207V206H159ZM169 207H171V206H169ZM44 208V209H45ZM55 208V209H54ZM98 207H96L95 209H97ZM99 208H103L102 206H100ZM98 208V209H99ZM111 208V207H110ZM141 208V206L139 207V209ZM162 208V207H161ZM179 208V209H178ZM251 208V209H250ZM52 209H54L55 210V212L53 213V214H55V213H57V212H59L58 210H60L59 209V207H53ZM68 209V208H67ZM104 209V208H103ZM123 209H124V207H123ZM125 209L126 210H133V208L130 206L129 208L127 207H125ZM125 209H124V213H125ZM137 209V208H136ZM142 209H143V211H144V207H142ZM165 209V208H164ZM170 209V208H169ZM261 208L259 207V210H260ZM19 210H21V212L23 211H25L24 213L26 214V216H25V214L24 213H21V212H19ZM51 210V209H50ZM50 210H48V211H50ZM54 210H51V212H50V214L52 213V211H54ZM100 210V209H99ZM106 210V209H105ZM110 210V209H109ZM166 210V209H165ZM37 211V210H36ZM70 211H72V210H70ZM141 211V210H140ZM179 211H176V213L178 212V218H179V215H181V214H183V213H181V214H179ZM44 212H46V211H44ZM111 212H113L112 210H111ZM119 212V211H118ZM189 212V213H188ZM190 212H192V215L190 214ZM261 212V211H260ZM20 215H19V214ZM127 213V212H126ZM125 213V214H126ZM129 213V212H128ZM131 213V212H130ZM129 213V214H130ZM133 213V212H132ZM167 213V212H166ZM206 213V214H205ZM16 214H18V216L17 217H15V218H18V217H20L21 216V214H22V216L23 217H25L24 219L25 220H27L28 218L30 219V221H26L27 223H25V220L24 219H22L24 222H23V224L24 225H22V227H26V226H31V227H28L29 228V233L30 232H32V231H34V232H32V233H30V235L28 236V231H26V230H24V228H22V227H20L21 226V223L20 222H18V220L20 219H15V218H13V220L15 219L16 221H13L14 223H11L10 222V220L12 219V217H14ZM24 214V215H23ZM50 214H48V212L45 214V215H50ZM121 215L120 217H119V219L121 218L122 219V221H120V220H116V219H114V220H116L117 222L118 221H120L121 223H120V226H121V224H123L122 222H123V218H124V221H125V217L126 216H128V215ZM190 214V215H189ZM207 214H209L208 216H211L212 215V218L211 217H207L206 215ZM220 214V215H219ZM257 214V213H256ZM260 214V213H259ZM258 214V215H259ZM45 215H42V216H44L43 218H42V220L40 219L39 220V222L40 221H42L43 223H38V234H40V232H42L40 235H38L37 237L39 238V236H41V238L40 239H42L43 237V239H45V240H43L41 243H43V244H47V242H49L48 240L50 239V238H48L47 236H48V234L49 233H47V235H45L46 234V232L48 231V230H50V229H46V227H49V228H51V227H53L51 224H54V223H56V222H59V224H60V226H58L59 224H54V227H53V229L55 228V229H57L56 231H54L52 228H51V230H53L54 231V233H59L60 231H62V227H64L65 225H63V226H61L62 225V223L60 222L61 220L59 219V220H57V221H53L50 225H49V223H50V221H52V220H48V219H45V218H47L48 216H45ZM133 215V214H132ZM174 215V214H173ZM196 215V216H195ZM217 215V216H216ZM257 215V216H258ZM21 216V217H22ZM123 216H125V217H123ZM182 216V215H181ZM183 216H184V214H183ZM219 216V219L218 218H216V217H218ZM7 217H10L9 219L7 218ZM22 217V218H23ZM169 217H171L170 215H169ZM194 217H191V220L193 219H195ZM199 217V218H200ZM207 217V218H206ZM221 217V218H220ZM223 217V218H222ZM260 217V216H259ZM27 218V219H26ZM199 218L197 219H195L197 222L199 221ZM50 219V218H49ZM201 219V218H200ZM255 219H257V217L255 218ZM263 219V218H262ZM8 220H9V223H10V225H9V223H8ZM21 220V221H22ZM44 220L45 221H47L48 222V224H46L47 226H45V224H44ZM66 220V219H65ZM127 220V219H126ZM135 220V219H134ZM155 220V219H154ZM190 220V218H189V223H190V225L192 226V227H194L193 225H196L197 223H196V221L194 220L193 222ZM116 221H114L115 223H116V225H117V222ZM185 221V219L183 220V222H182V225L185 223L184 222ZM262 221V220H261ZM16 222V223H15ZM36 222H38V221H36ZM36 222H34V225L36 224V226H37V223ZM134 222V221H133ZM132 222V223H133ZM136 222H137V220H136ZM151 222V221H150ZM200 222V221H199ZM198 222V225L200 224ZM260 222V221H259ZM8 223V224H7ZM17 223H20V225L19 226H16L17 228L18 227H20V229H21V231H20V229L18 228V230H16V227H15V229H14V227L11 225V224H17ZM31 223H33V222H31ZM68 223V222H67ZM176 223V222H175ZM193 223V224H192ZM205 223V225H206V222H204ZM257 223V222H256ZM64 224V223H63ZM119 224V223H118ZM126 224V223H125ZM130 224V223H129ZM136 224V223H135ZM134 224V225H135ZM169 224H170V222H169ZM168 224V225H169ZM177 224H179V223H177ZM176 224V225H177ZM3 225V226H2ZM6 225V226H5ZM9 225V227H8V229H10V228H12V230L11 231H9V230H7L6 228H7V226ZM14 225V226H15ZM49 225V226H48ZM127 225V224H126ZM132 225V224H131ZM167 225V224H166ZM172 225V224H171ZM186 225H187V223H186ZM11 226V227H10ZM44 226H45V228H44ZM51 226V227H50ZM119 226V227H120ZM129 226V225H128ZM170 226V225H169ZM178 226V225H177ZM184 226H185V224H184ZM59 227V228H58ZM60 227H61V229H60ZM77 227V226H76ZM117 227H118V225H117ZM165 227V226H164ZM201 227V226H200ZM204 227V226H203ZM27 228V227H26ZM25 228V229H26ZM33 230H32V229ZM44 228V232H45V234L43 233V231H42V229ZM68 228V227H67ZM78 228V227H77ZM153 228V227H152ZM175 229H176V227H174ZM178 228V227H177ZM30 229L32 230V231H30ZM36 229H37V227H36ZM85 229V228H84ZM169 229V228H168ZM173 229V230H172ZM198 229V228H197ZM258 229V228H257ZM14 230H16L15 232H13ZM47 230V231H46ZM50 230V231H51ZM58 230H60V231H58ZM171 230H172V233H170L171 232ZM23 231H25L26 233H28V234H26L25 232H23ZM49 231V232H50ZM67 231V230H66ZM170 231V232H169ZM197 231V230H196ZM259 231V230H258ZM141 232V231H140ZM163 232H165V233H163ZM50 233H52V232H50ZM53 233V234H54ZM23 234L25 235L24 237H27V238H24L23 237ZM53 234H51V235H53ZM132 234V233H131ZM27 235V236H26ZM61 235V234H60ZM60 235H58V236H56V238H59V239H61V237L64 235H62L61 237H60ZM67 235H68V233H67ZM150 235V234H149ZM180 235V234H179ZM21 236V237H20ZM35 236V237H36ZM148 236V235H147ZM256 236H257V234H256ZM260 236V235H259ZM34 236L32 237V238H35ZM48 238V240H47V238ZM51 237V240L53 239L52 237H54V236H50ZM56 238H54V240L53 241H55L56 240ZM181 238V237H180ZM258 238H260V237H258ZM39 239V240H40ZM263 239V238H262ZM20 240H22L23 242V244L21 243V241ZM34 240H36V239H34ZM34 240H32L31 238H30V241H28L27 240V245H28V247H27V249H24L23 248V250H27V252H29V244H30V246L31 245H33L32 243H36ZM38 240V242L35 244V246H40L41 244H39L40 243V241ZM124 240V239H123ZM151 240H152V238H151ZM259 240V239H258ZM16 241V242H15ZM20 241V242H19ZM45 241H47V242H45ZM60 241V240H59ZM62 241V240H61ZM140 241V242H139ZM25 242V243H24ZM31 242V243H30ZM192 243V244H194L193 246H195V248L193 249V248H191V249H188L189 251H190V253H189V251H188V254L189 255H187V257H189V258H185V256L186 255H180L179 253L180 252H178V249L179 248H175L174 247V245L175 244H184L185 243V245H190L189 243ZM260 242V241H259ZM55 243V242H54ZM57 243V242H56ZM58 243H60V242H58ZM97 243V242H96ZM143 243H145V244H143ZM188 243V244H187ZM52 244V243H51ZM138 245V246H139ZM242 245V246H241ZM35 246H33L31 249H33ZM245 246V247H246ZM22 247H24V246H21L19 249H16V250H13V249H10L11 250V252H7L8 254H6L5 255V253L3 254L2 253V255L1 256H3V258H14V256L15 257H18V259L19 258H23V257H25V251H23L22 250ZM41 247V246H40ZM123 247V246H122ZM145 247H144V249H145ZM254 247V246H253ZM10 248V247H9ZM26 248V247H25ZM135 248V247H134ZM21 249V250H20ZM30 249V250H31ZM176 249H177V251H176ZM187 248H185V250H186ZM121 250V249H120ZM181 249H179V251H180ZM246 250V249H245ZM33 251V250H32ZM35 251V250H34ZM128 251H131L130 249L128 250ZM182 251V250H181ZM187 251H185V253H187ZM39 252V251H38ZM100 252V251H99ZM247 252H249L250 253V250L249 251H245V253H247ZM29 253H31V252H29ZM74 253V252H73ZM119 253V252H118ZM128 253V254H127ZM131 253H132V251H131ZM183 253H184V249H183ZM184 253V254H185ZM248 253V254H249ZM252 253V256L254 257V253L253 252H251ZM32 254H33V252H32ZM71 254V253H70ZM42 255V254H41ZM244 255H246V254H244ZM250 256L249 257H251L252 259H253V257L251 256V254H249ZM31 256V255H30ZM184 256V257H183ZM239 256V257H238ZM43 257V256H42ZM106 257H108V256H106ZM89 258V257H88ZM52 259V258H51ZM105 260V259H104ZM103 260V261H104ZM113 260V259H112ZM254 260V259H253ZM2 262V261H1ZM199 262H201V263H199ZM203 262V263H202ZM209 262H211V261H209ZM221 262V261H220ZM108 263V262H107ZM118 263V264H119ZM185 263H183V264H185ZM195 263V264H196ZM57 264V263H56ZM109 264V263H108ZM174 264V263H173ZM178 264V263H177ZM179 264H182V263H179ZM209 264V263H208ZM248 264H250V263H248ZM251 264H254L253 262L251 263ZM262 264H264V262L262 263Z\"/></svg>",
    "mask_w": 264,
    "mask_h": 264
}]
</instances>
